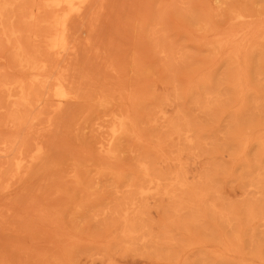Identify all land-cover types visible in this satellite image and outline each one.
I'll return each instance as SVG.
<instances>
[{
  "label": "rangeland",
  "instance_id": "374dc122",
  "mask_svg": "<svg viewBox=\"0 0 264 264\" xmlns=\"http://www.w3.org/2000/svg\"><path fill=\"white\" fill-rule=\"evenodd\" d=\"M100 1H102V0H99V1L97 0V2L100 3V6H99L100 8L97 6L101 10L100 13H99V9L97 7L95 10H92L95 8V5H98V3L96 1L95 2L97 4L94 3L95 4L94 7L92 6L93 8L92 9L90 8V10L93 12L94 11L95 12L98 11V12L92 14L93 12L90 13V11L87 10V12H88L87 17L90 16V15H88L89 13L94 15V16H97L98 25H97V22H95L96 25L94 24V28H96V31H94V33L97 32L96 39H95L96 34L94 35V33H92L90 31L92 29L91 26L93 27V25H91V22H90V28L91 29L90 28H89L90 30L88 29V32L92 33L90 35V39H86V38L81 39V36H83L85 34V32H83L84 29L89 27V26L85 27L86 22L84 23V20H85L86 15L84 17V20H82L83 23L81 22L83 25L80 24L81 25L80 27L84 28V29L78 28L79 27L78 26L77 27L78 30H76V34H77L76 37L78 36L77 38H79V36L83 32V34L80 36L81 41H79V44H80V42L83 43L84 39L87 40V42H88L92 38V41H91L92 43L91 42L87 43L85 41L88 45L90 43L91 48H92V45L94 46L91 49L87 44H85V46L87 45L85 47V50H87L89 53L87 55H89V57L91 56V58L89 59V62H88V56L84 57L85 53H82L81 52L82 50L79 51V49H84V44H83V47H80L82 44L81 45L77 44L79 39L77 40L75 38L76 42H75V46H74V50H73V52L75 51V54L74 53L73 54H74V56H76V59H75L76 61L74 59H72V64L76 62L79 67L81 66L79 69V72L81 71L80 74H82V73L84 74L85 72L88 73L89 70L91 71L90 72L91 74L85 73V77L88 75L87 77L89 78V83H90L89 85L91 86L90 90L92 89V91H94V93H93L94 97L96 94V97L99 96L100 98H103V97H105L107 99L110 98V101L108 103H106V102L103 103L104 106L99 105V104H95V106L97 105L96 111H94V113L92 112L90 114L85 109L88 106L87 104H90L91 102L88 101L89 102L88 103L87 101L85 102V100L81 101L80 103L85 102L87 106L84 105L83 106L84 108H82L80 106V104L79 105L76 104V107L79 106V109H78V108H75L73 105L74 110L72 108H70V110L67 112L68 115H70V117L66 116L65 118H62V121L60 120L61 118L57 119V121L59 120L58 122L60 123L59 126H58L59 123L56 121V118H54V120L52 119V121H54V122L56 121L58 123L57 124L58 127H56L55 125L52 127H47L44 124H42L41 126L42 127L45 126V128H44L45 130H42L43 131L42 134L39 135V137H37V138L35 137V134H33L34 139L28 138V139H30V140H28L29 144L33 143V145H34V144H37V142L39 141L38 143L42 147L43 142L46 141L45 143H47L51 140L50 144H53L52 145L53 147L51 146L52 148H50V150H48L49 153L52 154L51 156H49L51 160L48 157V159L50 161L49 163L46 162V160H45L44 162H46L47 164L44 163V165H43V163H41V166H40L41 168L39 169L40 162H42V161L39 162V160L41 158H38L34 161V163H33L35 166L34 172L36 171V173H34L32 170H30L31 167L33 166V164H32V166H29L27 168V170H30L31 173H30V171H25L21 174L23 177L21 175H20V177L16 176V174L12 175L10 173L11 170L4 167V166H6L7 163L6 164L2 163V161L6 162V160L9 161L11 164L13 163V159H11V158H12V154L14 152L12 153V150H11V154L8 156V154L10 153V152H8V150L12 149L13 145H14V147L17 146V144H18V146L21 144L20 148H18L19 150L21 148H23V142L18 143L17 141L20 139V137H21L20 140L22 141L23 137H25L24 135H26L27 133L29 134V131L32 129V127L28 126V125L26 126V124L25 125L23 124V126H26V127L20 128L22 130H18L19 126L16 125V123L9 118L13 104L10 103L8 105V102H5V101H4V103H5L4 104L2 102L3 100H0V116L2 117V118L0 117V125H2V123H3V125L0 126V134H2L0 136H2L3 138L5 137L6 140L8 141V142H5V138H4L3 139L4 143H1L2 137H0V141H1L0 147L3 146V148H4V149L1 148L3 150L0 149V155H3L2 156L3 158L0 157V160H1L0 161L1 162L0 167L3 169V170L0 169V172H1V170L3 171V173L1 172L0 176H3V178H2L3 180L5 179V176H4V174H6L5 172L6 171L8 172V170H10L8 172L9 174L7 173L9 176L6 175V177H10V178L6 179L7 182H6V180H4L5 182L3 180H2V182L0 181V264H210L211 262H213V264H230V263L238 264L239 260L240 261L242 260L241 261L242 264H245V263L246 264H264V257H262L264 254V245H263L264 244V216H263L264 214H259L258 212H255L257 215L255 216V218H254L255 220H254L253 218L250 219V217H248L249 215H247V212H246V209L251 207V205H253V207L255 208V205L259 204L260 200H258V199L261 196L260 187H263V184H264V182H263L264 181V170H263V168L260 169V168H257V166H256V164H258V163L261 164V166H264L263 155H262L261 160L259 162V155L257 152L260 148H259V145H258L257 140H256L257 134H258V136H262L263 132H264V130H263L264 128H262V127H264V124H263L264 122L263 123L261 122V121H264V120H262V119H264V102H263L264 101L263 100L264 99V68L262 66V63H264V60H263L264 59V55H263V53H264V48H263L264 47V44H263L264 43V38H263L264 32H262V31H264L263 30L264 29V19H263L264 15L261 12V10H262L264 13V10H263L264 9V0H249V2L247 0H245V2L247 1L249 4L251 3V5H247V3H244L243 2L244 0H240V1L236 0V2H235V0H106L107 2L105 1L106 3H104V4L102 3L104 0L102 2H100ZM225 1L226 2L228 1L227 3H229V4L225 3ZM238 1H239V3H238ZM18 2H19V0H11V2H10V0L9 1H7V0H1L0 1V6H1L0 9H1L2 13L4 14V15L2 14L3 17L0 18V30H1L0 31V51L2 50L1 48L6 46L7 49L5 52L9 53L7 56H9V58H10V59L6 58L7 53L2 51V54H1V52H0V54H1V56H0V72L2 73V71H3V73L0 74L1 75L0 76V91L4 88V86L2 85L3 82L18 80L21 78H23V79L26 78V74H24L21 71L22 69H21L20 61L17 58H15L14 48L12 47L13 42H11V40L7 39V35L10 34V28H11V30H12V28L20 29L19 33L23 37L22 39H24L23 42H25V44L27 43L26 45L28 48H30L31 46L28 44L26 37H28V39H29L28 41H30V39L37 40L36 34H38V33L49 34L50 33V32H47L46 28H42V26H40V28H41V30H40V28L37 29L34 26L29 27V26H27L28 23L26 21L20 20L19 19L20 15L19 16L16 15L17 11L14 10V8H15V6H17ZM236 3H237V5H235V7L238 8V4H239L240 9L238 8L239 9L238 10V9L234 8V10H233L234 14H233V17H231L232 20H229V16L227 17L228 19H226L225 18L226 15H224V14H226V12H224V11H226L227 7H229L230 4L234 5ZM24 4H26L25 1H24ZM242 6H246L247 8H249V6L250 7L252 6L251 7L252 13L253 12L260 13L261 19L259 18V20L257 22L255 21V19H254L255 16L253 17V15H259L258 13L257 14L251 13L252 16L248 17V14L251 12L250 8H249V10H247L246 7L243 8ZM102 7H104V8H102ZM8 9H9V11H7ZM230 9H233V8H230ZM241 9H242L243 13L244 12L247 13V17H245L246 14L243 15V14H241L242 12H239ZM258 10H260V11H258ZM201 11H203V12H201ZM204 11L205 12L208 11L209 16L211 15L212 12H214L210 16L212 19H210V17H209V19L213 21V22L210 21V24H212V23L213 24L212 25L209 24V28H210V26H213V25L218 26V29L214 27L213 29L211 28V31L207 27L209 29L207 31L210 33V34H208V32L206 31L208 34L207 36L202 34V33H205V31H204L205 29L202 30V28L204 27L202 24L208 25V23H209L208 18L206 19V20H208V23H207V21H206V23L204 21L205 15L207 17V14ZM65 12H66L65 9H60L58 11V13H60L61 15L65 14ZM98 13L101 15L100 16L101 18L98 17L99 16ZM197 14L199 16L201 14V18L203 17L204 19L202 18V20H198ZM219 14L221 16H218ZM91 16L89 18L90 20H92ZM186 17L188 20H186ZM9 18H10V20H9ZM98 18H99V20H98ZM213 18H216L217 20L213 19ZM223 18L226 22H223L224 21ZM14 19L16 20V22ZM101 19L105 20V22ZM252 19L254 20L255 23H253V24L250 23L251 24L250 25L249 21H251ZM238 20H246L248 22V24H244L243 26H239V24L237 23ZM3 21H4V23H3ZM11 21H13V22H11ZM94 21H96V20H94ZM198 21H200L199 24L202 25L201 28L196 27L197 25H199ZM17 22H18V24H17ZM102 22H104V23H102ZM222 22L224 23V26L223 25L220 26L221 24H223ZM12 23H14V24H12ZM84 24H85V26H84ZM231 24H232V28H231ZM13 25H14V27H13ZM200 25H199V27H200ZM207 25H205V26H207ZM4 26H6V27H4ZM100 28L102 30L104 28V30L101 31L102 34L100 32V30H101ZM195 28H197V29H195ZM30 29H31V31H30ZM44 29L46 30L45 32H44ZM80 29L82 30L81 33H80ZM198 29H200L201 31ZM258 29H260V30H258ZM196 30L199 32H197ZM212 30H214L215 32L217 30H219L217 32H221V34L217 33L215 35L213 33L214 31L212 32ZM220 30H223L225 32L220 31ZM98 31L100 32V34ZM237 31H239V32L236 35ZM103 32L105 33V35ZM200 32H202V33H200ZM259 32H261L260 33L261 36L257 35ZM158 33L163 35V38H162L163 43L167 44V45H165L166 49L167 48L171 49L168 52L172 51L171 54H172L173 58H172L171 64L173 63V66L172 65L170 66V64H169L170 63L169 62L170 56H169L168 52L159 51L158 49L153 48L154 47L153 46L154 45V42H153L154 38L153 37H155ZM227 33L231 37L227 36ZM255 33H257V34H255ZM24 34H26V37ZM98 34L102 35L103 37L102 36L99 37ZM106 34H107V36H106ZM88 35H89V33H88ZM256 35L258 38H255V40H254V38H252V37H254V36L256 37ZM105 36H106V39H105ZM259 36H260V38H259ZM97 37H98V39H97ZM107 37H108V39L110 38L111 41H112V39H114L113 40L114 43H112L113 41L111 42L110 40H108ZM227 37H229V38L225 41V45H224L225 47L223 45H222V48L218 47V46L215 47L216 45H214V44H215L217 39L223 38V40H224ZM11 38H12V35H11ZM204 38L206 39V41L207 40L210 41L211 39H213L214 41H212V40L211 41L214 43L211 42L212 44H210V42L208 41L209 44H206L205 43L206 41L204 40ZM207 38H210V39H207ZM238 38H240V39H238ZM250 38L252 39V41ZM241 39H243V40H241ZM246 39L250 40V41H247ZM102 40L103 41L105 40L104 42H106V40H108L110 43H106V45L107 44H110V45H107V46L105 44L103 45ZM234 40H236V41H234ZM98 41H101L100 42L101 44L100 43H98V44H100V46L103 47L100 50H99V48H101V47H99V45L97 44ZM260 41L262 42V44ZM93 42L94 43L96 42L95 45L97 44V46H95ZM227 42H229L228 45L231 44L229 46V48L226 47ZM250 42L251 43L253 42V44H251ZM232 44H233V46H232ZM242 44L244 47L243 51H241V48H240ZM245 44H247V46L249 45L248 48H250V49H248V50L249 51L251 50L252 54H250V52L246 49ZM9 45H10V48H9ZM254 45H256V47ZM36 47L37 46L34 45L33 49ZM38 47H40V46L38 45ZM211 47H212V49H211ZM213 47H215V48H213ZM75 48H78V52L76 51L77 49H75ZM109 48H112V51L110 50L111 55H109V57H108V54H107L106 57H108L107 59L110 58V63H108L106 61L107 59H105V62H103V60L105 58V54L108 52ZM174 48H175V50H174ZM96 49H98L99 51L98 50L96 51ZM210 49L212 51L214 50L213 52H218V53H216V54L214 53L215 55L211 54L213 52ZM219 49H220V51H218ZM233 49L235 51L234 54H232ZM244 49H246V51ZM3 50H4V48H3ZM93 50H94V52H93ZM104 50L107 52L104 53L103 52ZM135 50L137 52H135ZM153 50H155V51H153ZM254 50H256V51H254ZM80 52H81V54L77 55ZM83 52H85V51L83 50ZM98 52H102V54L99 53V55H97L98 58L96 59V53L98 54ZM240 52H241V54H239ZM242 52L243 53L246 52V53L243 54ZM261 52H263V53H261ZM3 53H5V54H3ZM92 53H93V55H91ZM256 53H259V54H256ZM73 54L71 55L72 57H74ZM223 54H225V56ZM242 54H243V56H242ZM246 54L250 55L251 57H249L247 55L249 57L248 58L246 56ZM94 55H95V58H94ZM211 55H212V57H211ZM71 56H70V58H72ZM78 56H79L80 60L77 62ZM99 56L100 57L102 56V58H101L102 62L99 61L100 60ZM110 56L115 57V62L111 61L112 58ZM222 56L225 60L226 59L227 60L225 61L223 59V62H222V60H220L222 58ZM227 57H230V59ZM93 58L97 60L96 61L97 63L100 62L99 63L100 67H98V68L95 67L97 65H95L96 62L93 63L94 62ZM119 58H120V60H119ZM161 58H162V60H161ZM213 58H214V60H213ZM245 58L248 59L247 60L248 62H250L253 58L252 61H254V62H250L253 66L250 63L248 65V62H246ZM83 59L87 61V63L85 61H83L87 65L85 67L86 69L82 68V67H84L85 64L84 63L82 64V62H80ZM228 59L230 61L232 60V62H230ZM7 60H8V62H7ZM118 60H119V62H118ZM211 60H213V61H211ZM258 60L261 61V64ZM91 61H92V63H91ZM129 61H130V63H129ZM227 61L230 63H228ZM10 62L11 63L13 62L14 64L10 65L11 64ZM111 62H113V63H111ZM257 62L259 64H257ZM77 64L76 65L73 64L72 66H76L75 69L78 71ZM231 64H233L234 66ZM14 65H15V68H13ZM88 65L92 66L93 69L90 68ZM207 65H210V68H208L209 66H207ZM9 66H11L12 68ZM127 66L128 67L131 66V67L127 69ZM161 66H164L163 67L164 69H162ZM167 66H168V68H166ZM196 66L198 69H196V68L194 69V67H196ZM122 67L125 68L124 69L125 71L123 70ZM138 67L140 68V70ZM205 67H207V70L202 69ZM211 67H212V69H214V68L217 69V71L214 69V72H213ZM228 67H229V69H231L230 74H229L230 70L227 69ZM244 67L245 68L247 67V68L244 69ZM170 68H171V70H170ZM173 68H174V70H173ZM191 68H192V70H191ZM235 68L237 69V71L235 70ZM248 68L252 70V71L250 70V72H252L253 75L247 74V73H250ZM87 69H88V72H87ZM199 69H200V71H199ZM210 69H211V73L209 72ZM16 70H19V71H16ZM92 70L94 72H96L95 70H97L96 74H94V72ZM121 70H122L123 74L119 73V72H121ZM136 70H139L138 73L139 72L140 73L139 74L136 73ZM165 70L168 72V75L166 74L167 72L165 73ZM202 70H205V71L203 72ZM196 71H198L199 73H201V71H202V73L204 75H206L205 73L209 72V74L207 73L208 76L210 74H212L213 76L211 75V77H205L203 75L210 82H208V84H206V85L205 84L200 85L198 82H193V80H195L196 77L199 78L202 76V73L199 74L198 72L196 73ZM98 72L102 76H100V74ZM124 72L126 75L124 74ZM21 73H23V74H21ZM231 73H232V75H231ZM233 73H234V75L236 73L235 77H234ZM131 74H132V76H131ZM137 74L139 75L138 77H136ZM8 75H11V77ZM23 75H24V77H23ZM93 75L94 76L98 75L100 77V79L94 80ZM115 75H116V77H115ZM117 75H118V77H117ZM230 75L233 77H230ZM245 75H247V76L249 75V77L254 82L251 79H250V81L249 80L247 81L248 77L247 76L245 77ZM27 76H28V74H27ZM92 76H93V79H92ZM129 76H131V77H129ZM203 76H202V78H204ZM240 76L242 77V79ZM252 76H253V78H252ZM121 77L123 78L124 83L126 81L125 84L124 83L122 84V80H121L122 78ZM226 77L230 78V79H227ZM117 78L118 79L120 78L119 80H121V81L119 82V80ZM188 78L189 79L193 78V79L188 82V80H189ZM236 79H238V80L236 81ZM243 80L245 82L242 85ZM169 81H172V84ZM224 81L226 82L225 84H227V81H229L232 87L230 85H228L229 83L227 84L228 86L224 85V83H223ZM233 81H234V84L237 83V85H234ZM114 82H115V84H114ZM131 82H133V83H131ZM162 82H165V83H162ZM190 82L193 83L192 86L187 84ZM250 82H252L253 84ZM93 83H95V85H98L97 91L95 90L97 86L92 85ZM104 83H105V87H103ZM9 85L10 84H7L6 86H9ZM166 85H168V86H166ZM177 85L179 87H180V85L183 86L184 90H186L185 89L186 86L189 85L188 90L186 91V94H183L184 92H183L182 87L180 88V92L182 93L181 94L179 92V88ZM246 85L247 86L251 85V86H249L250 88L252 87V85H254V86L252 89H250ZM92 86H93V88H92ZM99 86H102V87H99ZM122 86L125 87V89ZM198 86L200 89L198 88ZM221 86H222V89L220 88ZM233 86H235L234 89L236 88L237 90H235V91L232 90ZM243 86H244V89H243ZM107 87H109V88H107ZM105 88H106V90H103ZM115 88L116 89L118 88V89L116 90ZM245 88H246V90H248L247 92H246ZM138 90H139L140 94L137 93ZM190 90H192V91H190ZM229 90H232V91H229ZM92 91H90V93ZM117 91H118V93H117ZM242 91L244 93H242ZM120 92L122 93V95ZM230 92H234V94H230ZM98 94H100V95H98ZM105 94H106V96H105ZM117 94L119 97L118 96L115 97V95H117ZM229 94L233 95L232 97H234V98L228 97ZM241 94L242 95L244 94L246 96L243 95V98H241L242 97ZM107 95H108V97H107ZM184 95H187V96H184ZM122 96L124 97L125 101L123 100ZM138 97L140 98V100L138 99ZM184 97H185V99H184ZM230 98H232L231 101L236 98L237 102L236 101L235 102L238 104L235 105L234 101H232L234 103H231L229 100ZM239 98H240V100H239ZM119 99H121L122 103H120ZM131 99H133V100H131ZM176 100L178 102L180 101L179 103L181 105H179V104L177 105L176 103H178V102H176ZM219 100H221V101H219ZM244 100H245V103H243ZM130 101H131V103H130ZM117 102H118V105H115V103L117 104ZM135 102H137V103H135ZM239 102H241L240 105H239ZM133 103H134V105H133ZM182 103H183V105H182ZM218 103H220V104H218ZM226 103L227 104L229 103L231 105V108H229L230 105H228V107H227V105L224 106V104H226ZM137 104H139L140 106ZM174 104H175V107H174ZM232 104L235 106L233 107ZM130 105L131 106L133 105L132 109L134 111L137 109L138 112L136 113L137 110L135 112L131 111L132 109H131ZM217 105L223 106L224 111H225V109L227 110V108H228L229 110H227V111H230L231 113H227V111H225L224 114H222L223 109H221V108H223V107H220V109H219L216 107ZM245 105H247V106H245ZM134 106L136 108H133ZM137 106H139L140 109H138ZM9 107H10V109H9ZM80 107H81V110H80ZM115 107H117V108H115ZM213 107L216 109H214ZM262 107H263V109H262ZM123 108H125L126 111H124ZM160 108H162L164 111L158 112V110ZM244 108H247V109H244ZM71 109H72V112L74 111V114L72 116H71V114H69ZM231 110H233L234 112L237 111L235 114L237 116L233 115L234 112ZM221 111H222V113H221ZM8 112H10V113H8ZM184 112H186V113H184ZM238 112H241V114ZM120 113H124V114L130 115L132 118H135L136 119L135 124H138V125H136V127L138 128V126L140 125L138 128V130L140 132L135 127L134 130L136 132H131L132 129L130 128V131L127 134L122 135V137L120 138L121 139L120 142H121V146H122L121 147L122 152L119 153L120 156H118L117 160L111 159L108 161L109 163H104V165H106V166L108 165L107 168H105V169L100 168V167H98L99 161L97 159H100L103 156H100L101 154L99 156L97 155L98 153L96 151V148H98V146L100 145V143H99L100 138H98L97 135H99V137H101V139H104L103 136H106L107 131H109L114 126V122L111 120L112 117L114 116V114L119 115ZM134 113H136V114H134ZM219 113H220V115L221 114L222 115L220 116ZM4 114H5V117H4ZM132 114L135 117H133ZM144 114H146V116ZM161 114H163L165 118H160V119L157 118L156 119V117L158 115H161ZM187 114H189L190 116ZM260 114H261V117H260ZM67 117H68V119H67ZM161 117H162V115H161ZM234 117H236L235 120L233 119ZM255 117L259 118V120ZM100 118H101V120H100ZM63 119H67V120H63ZM213 119H215L216 121H214ZM44 121H46V118ZM166 121H167V125H166ZM195 122H196V127H195ZM256 122L261 123V126H262L261 129L262 130L257 129L259 126L256 128L254 127L253 123L256 124ZM43 123H45V122H43ZM213 123H215V124H213ZM209 124L211 127L206 126ZM211 124H213V125H211ZM247 124L249 127L246 126ZM170 125L176 126V129L179 130V133H173L171 130L172 127ZM237 125H240V126L244 125L243 127H241V129L243 128L242 131H245L247 128L249 129L250 127L252 130L247 129L246 131H249V133L244 132L245 135L242 133L239 134L241 129H240V126H237ZM147 126H148V128H147ZM199 126H200V128H199ZM201 126H203V129L201 128ZM20 127H21V125H20ZM27 127H29V128H27ZM38 127H40V126H38ZM53 127H56L55 130L57 132L56 131H54L55 133L50 132ZM208 127H210V128L208 129ZM236 127H238V129L240 131L238 130V132H237L235 130ZM245 127H247V128H245ZM24 128H26V130L28 129L29 131H27V132L25 131L26 133L25 132L23 133V130H25ZM47 128H48V130H47ZM6 129H9V130H6ZM141 129L144 132H147L150 130L151 133L147 132L144 134L143 131H141ZM213 129L215 132L213 131ZM17 130L19 131V133ZM210 130H212L213 135L210 132ZM7 131L12 132V134L8 133V134H11V135H8L7 133H4ZM16 131H17V133H16ZM233 131L235 132V133H232L234 136L232 134H230V136H226V135H229V133L233 132ZM258 131H261V133ZM141 132H142L143 136H142V134L140 135ZM49 133H51V135ZM251 133H252L253 138L251 137ZM18 134H20V137L17 136ZM21 134L23 135V137ZM28 134H27V137H28ZM48 134L50 136L47 137L49 139L47 141L46 136H48ZM146 134H148L149 137L151 136V139L153 140L152 143L158 144L159 140L160 141L164 140L163 141L164 145H166L165 149L167 152L169 151L168 155L167 154L166 155L171 158V160H168V161H172L175 159L177 162L187 164L188 167L193 166V165L197 167V169L195 171L193 169L191 171V169H188V168H186L185 165L181 164L184 166V167H182L181 171H186V174L189 177L192 174V172H196V174L200 175V176L202 175L201 177L203 178V180L206 179L203 183L204 185L201 184V185H203V187L205 186L204 188L206 189V195H196V196L195 195H181V192L179 189L181 186L179 184L175 183V181L168 178L169 176H172V175H174V173H176V171L179 168V165L178 166L176 165L177 169L174 170V168H173L171 170V168L169 166H166L167 164H165V166H162V167H159L161 165L157 164L158 169L161 170V171H159L156 169V173L158 175L157 181H158V183H160V187L158 185V191H159V193H161L164 191L166 192L168 190V191L174 193L175 195H160V194H156V195H135V193H134L135 189H137L140 185L145 188L146 185L142 180L132 178L133 176L131 175L132 168L130 169V167H131L130 165H132V167L134 166L135 169L138 166H140V163L138 162V159H140L138 151L141 149H138L133 144L138 143L139 141L145 143L144 142L145 137H148V135L145 136ZM214 134H215V136H214ZM237 134H239V135H237ZM249 134H250V136H249ZM6 135H8L9 137H7ZM15 136L18 138H16ZM128 136H130V137H128ZM185 136H188V139H185ZM211 136H212V138H211ZM174 137H176V138H174ZM226 137L228 140L226 139ZM228 137L229 138L231 137L230 140ZM250 137H251V140H250ZM15 138L18 140L17 141L14 140ZM96 138H98V139H96ZM202 138H203V140H202ZM213 138L215 139V142H214ZM242 138H243V142H242ZM248 138H249V140H248ZM231 139H233V140H231ZM11 140L12 141L14 140L13 142H15V143L12 142V144H13V145H11L12 147L9 148L8 150L7 149L5 150V148H6L5 145L11 144L10 143ZM97 140H98V142H97ZM132 141L133 142L135 141V142L133 143ZM168 141H170V142L168 143ZM232 141H234L235 143L237 142V145L234 142L232 143ZM246 141H249V143ZM250 141H251L252 145H251ZM92 143H94V144H92ZM213 143L215 144L214 146H213ZM231 143L233 145H231ZM240 143H241V146L239 145ZM26 144L29 145L28 143H26ZM31 144L29 145V147H33V145L31 146ZM199 144H200V146H199ZM245 144H246V147H245ZM247 144H249V145L247 146ZM87 145L89 147L91 146L90 149L87 148L88 150L86 149ZM9 146H7V147H9ZM45 146H46V144H45ZM47 146H49L48 143H47ZM95 146H97V147L95 148ZM134 146L136 148H133ZM172 146H174V147L172 148ZM237 146H238V148H236ZM249 146H250V148H248ZM27 147H26V149H27ZM46 147L44 148L45 151H46ZM92 148H95V151H96L95 156H97V158L92 157L91 155H93V154H91V155L89 154V152L91 150H93L91 153H94V149H92ZM246 148H247V150H246ZM15 149H16V147H15ZM31 149L33 150V148H31ZM208 149H211L212 153H214L215 149H218V152L216 150V153H214V154H218V155H216V157L214 156V154L210 155L211 154L209 152L210 150L208 151L209 153L205 152ZM4 150L6 152H8V154L6 153L4 155V153H5ZM19 150H18V152H19ZM239 150H240V152H239ZM255 150H256V152H255ZM27 151L28 150H26V154H30V155H32V153L34 152V151L31 152V150L29 152H27ZM45 151L43 150V147H42V154H45L44 153ZM166 151H164V152H166ZM16 152H17V150H16ZM199 152H200V154H199ZM221 153H222V155H221ZM234 153H236V154L234 155ZM242 153L246 156L248 155L247 157L245 156V158H247L248 160H246L244 157L241 156ZM46 154H47V151H46ZM46 154H45V156H46ZM229 154H230V157L233 158V160L235 159L236 162L231 161L232 159H230ZM200 155L202 156V158ZM207 155H209V156H207ZM219 155L221 157H219ZM231 155H233V156H231ZM4 156H6L7 158ZM13 156H14V154H13ZM236 156H240V157H238L236 159ZM177 158H180V160L178 161ZM239 158H243V159L241 160ZM134 159H136V160L134 161ZM206 159H207V161H206ZM238 159H239V161H238ZM37 160H38V162H37ZM237 161L241 162L242 164L241 163L238 164ZM134 162H135V164H133ZM198 162H199V166L197 164ZM102 163H103V161H102ZM243 163H245V164H243ZM36 164L38 166H36ZM42 165L44 167H42ZM154 166H155V164H154ZM252 166H254V167H252ZM36 168H37V170H36ZM134 168H133V170H134ZM211 168L215 169V171L213 172V169H211ZM187 169H188V171H187ZM210 169H211V172H209ZM241 169H243V170L245 169V170L243 171ZM84 171H86V174L84 173ZM120 171H121V175H120L121 177H119V179H118L117 175H118V172H120ZM125 171H126V174H125ZM172 171L174 172L173 174H172ZM200 171L202 172V174ZM242 171H243V173H242ZM129 172H130V174H129ZM168 172H170V174H166ZM216 172H217L218 176H216ZM127 173H128V175H127ZM213 173L215 174V176ZM240 173H241V175H240ZM26 174L29 175V177L31 175V178H29ZM162 174H166V175H162ZM208 174L210 175V177H208ZM77 175H79L80 177H77ZM15 176L17 178L18 177L19 178L17 179ZM25 176H27L28 178L23 179L25 181H21V179L24 178ZM124 176H125V178L123 179ZM210 178H211V180H210ZM213 178H215L214 181H212ZM256 178L263 180L262 181L263 184L260 185L259 183H257ZM0 179H1V177H0ZM13 179H16V182H15V180L13 181V182H15V184L11 181ZM119 180H121L124 184L121 183V181H119ZM124 180H126L127 182ZM192 180H194V179L188 178L186 181H188L187 183H190V182H193ZM243 180H244V182H243ZM125 182H126V184H125ZM141 182H143L144 185L141 184ZM218 182H219V184H218ZM6 183H7V185L5 186ZM181 183H182V181H181ZM120 184H122V185H120ZM146 184H148V186H150L149 183L146 182ZM213 185H214V187H212ZM123 186L125 188H123ZM209 186H211V188ZM220 186H221V189H219ZM241 186H243V187L240 188ZM244 186L247 188H244ZM256 186H258V188ZM208 189L210 190V193H208L209 192ZM124 190H126V191H124ZM150 190L152 192L156 191L155 189H150ZM213 192H214V194H213ZM208 195H209V198H208ZM184 196H186L185 198L187 200L189 198H190V200L187 202L186 199H184ZM187 196H188V198H187ZM163 197H165V198H163ZM167 197H169V198L167 199ZM166 199H167V203L165 202ZM199 199H200V201H199ZM201 199H202V201H201ZM160 200L164 201V203H162V205L163 206L167 205V209L165 208V206L164 207L161 206L162 201L159 202ZM182 200H184V203L186 201L188 204L185 203V205H184ZM177 201H178V203H177ZM224 202H226V203H224ZM263 202L264 201L260 202V204H262ZM115 203H116V205L114 207L113 205ZM155 203H157V204L154 205V208H152L153 204H155ZM215 203H216V206L213 205ZM217 203H218V205H217ZM234 203L236 204V206L239 204L238 207H241V209L236 208V206H233ZM168 204H169V206H168ZM174 204H175V206L177 205L176 207H178V209H176V210L179 214H177L176 211H173ZM231 204H232V206H231ZM119 205H121V206L119 207ZM159 205H160V207H163L164 209L161 208V210L159 211L160 207L159 208L157 207ZM208 205H210V206H208ZM222 205H225V206H222ZM156 207H157V209H155ZM194 209H195V211H192ZM226 209H228V210H226ZM236 209H239V210H236ZM162 210H164L165 212L163 211L164 213H161ZM167 210H169V212ZM166 211L168 213H170L172 211L173 212L170 213L169 214L170 216H169V215H167L168 213ZM196 211L197 212L200 211V213H196ZM207 212H209V213H207ZM235 212H236V214H235ZM149 213H150V215H149ZM157 213H158V215H157ZM146 214H148L149 216ZM154 214L156 215V217ZM162 214H166L168 217H171L172 219L170 218L168 220L167 216L166 215L164 216ZM172 214H173V217L174 216H177L178 218L182 217V216L183 217L181 219H179L181 221H179L177 219V217L176 218L174 217V221H173V217L171 216ZM180 214L182 216H180ZM188 214H190L192 216L189 217L190 215H188ZM204 214H205V218L203 216ZM194 215H195V217H197V219H193ZM196 215H198V216H196ZM159 216H161V217L164 216L165 219L168 220L166 222V220L164 218L163 219L161 218L162 221L165 220V222L164 221L160 222V223H162L161 224L162 226H159L160 224L158 223V221L161 220V219H159ZM206 217H208V218H206ZM184 218H186V219H184ZM199 218L201 219V222H200ZM210 218H211V220L212 219L213 220L211 221ZM176 219L178 221H175ZM216 219H217V222H216ZM170 220H172L173 222L170 223L169 222ZM182 220H184L185 222H183ZM186 220L189 221V222L187 221L188 225L189 226L192 225L193 229L191 228V226L188 228L187 225L185 226L186 229L183 227L184 223H186ZM193 221L196 223H194ZM203 221H205V222L207 221V223H204ZM255 221H256V224H254ZM174 222H175V224H174ZM179 222H181V223L183 222V224H181ZM215 222H216V224L217 223L218 224L216 225ZM219 222L222 223V224H220L222 226V228L224 226L223 230H226V232H227L226 234H227V236H229L230 240H231L230 236H232V235H228V233L231 230H232V233L236 232L238 234L240 233L239 235L242 234L243 237H241V238H240V236L236 235L237 237H239L238 239L236 236H234V234L232 236V237L236 238V241L237 240L239 241V239H240L241 243L245 242L247 244V245L245 244L246 246L243 244H240V245H243V247H245L243 249L241 246L242 251H243L242 253L240 252V250H238L240 252V255H239V253L236 254V251H234L236 249V246L233 243H231L235 246L234 247L235 249H234L233 246L230 245V241L229 240L227 241L225 239L226 235L223 236L225 234L224 233L225 231L223 232V230L220 229L221 226L219 225ZM155 223H157V224H155ZM166 223L167 224L170 223L168 226L172 225L170 227L172 228L174 233L170 232L171 230L168 231L170 227L169 228H168V226L164 227L166 225ZM176 223H179V224H176ZM197 223L199 225H197ZM117 225H119V226L117 227ZM173 225H175V226H173ZM196 225H197V227H196ZM157 226H159V228H158V229H160L159 231H161V227H163L162 236L163 235H165V236L162 237L160 235L161 232L159 233L157 231L158 230ZM181 226H182V228H181ZM198 227L201 230V235L200 234H199V236L197 235L198 233H200V231L196 230V229L195 230L197 231V233H195V234H196V236H198L200 238L202 236H204V239H202V238L197 239L196 236L195 237L193 236L194 237L193 238L190 235L191 234L190 233L191 231L189 232L190 228L194 231V228L199 229ZM215 227H216V230H215ZM225 227H226V229H225ZM251 227H252V229H251ZM164 228H167V231L170 234L172 233V235H167L169 233L163 234V233H165V230H166ZM179 228L182 230L183 229L188 230V232L190 234L186 233V231L183 230L182 231L183 235H182ZM245 228H247V229H245ZM146 229H149V230H147V232H146ZM210 229H211V232H210ZM212 229H213V231H212ZM234 229H235V231H234ZM152 230H153V233H155L159 237V239H166L165 237H167V236H170V238L172 237L171 240L168 239V241L170 243L169 244L170 246L168 245V247L170 249H173V252L170 249H167L168 248L167 244H166V243H168L167 240H166L167 242L164 240L163 241L159 240L162 243H160V242H158V243L161 244L163 246V248H162V246H159V244L157 243L158 240L155 239L156 240L155 241L153 239V236L155 238H156V236H155V234L152 233ZM202 230L205 232L204 235L202 234L203 233ZM196 231H194V232H196ZM214 231L216 234L217 233L218 234L216 235L214 233ZM177 232H178V234L175 235V233H177ZM208 232H210V233H208ZM148 233L151 234L150 235L151 239L149 238ZM213 233L215 234V239H214V235H212ZM222 233H224V234L222 235ZM207 234L210 235L211 237L213 236V239L209 238L210 236H208ZM116 235H117V240L113 239L114 237L116 238ZM133 235H134V237H133ZM118 236H119V238H118ZM124 236H125V238H123ZM147 236H148V238H147ZM181 236H184V237H181ZM188 236H190V237H188ZM217 236L219 239H217ZM158 237H157V239H158ZM175 237H176V239H175ZM186 237H188V238H186ZM191 237L193 238V241L194 240L198 241L197 243H200V242H202L201 240H203V242L200 243L202 245L196 244L195 241H194L195 242V244H194ZM122 238H123V240H121ZM182 238H184V239H182ZM189 238H191V239L189 240V242H187V243H189L188 244L189 249H187V246H185V244L187 245V243H185V242L188 241ZM226 238L228 239V237H226ZM243 238H244V242H242ZM125 239H127V240H125ZM172 239L175 241H173ZM177 239H179L180 242L182 243V246L184 245L186 248H184V249L181 248V243H179V242H178V246H177V243H176L178 241ZM222 239L224 240V242ZM115 240H116V243L114 242ZM182 240L183 241L186 240V241L182 242ZM206 240L209 241L210 243L208 244V242H206ZM212 240H214V241L216 240L215 242L220 240L221 242H223L222 246H221V243H220V246H221L220 247L218 242L215 243ZM117 241L120 242V246H119V243ZM238 241L236 243H238ZM148 242L151 244H149ZM213 242H214V244H213ZM255 242H256V244H255ZM183 243H185V244H183ZM192 243L194 245H192ZM224 243H227V245L229 243V246H231L233 249L231 247H228V246L223 247ZM239 243H240V241H239ZM135 244H137V245H135ZM171 245L174 246V248L173 247L171 248ZM238 247L240 248V246H238ZM226 248H228V250H230V251H226L227 250ZM254 249H255V251H254ZM168 251H170V254L172 253V258H171V255H169ZM176 251H178V252H176ZM173 253L174 254L176 253L175 255H177V253H179L180 256L177 255L179 257L177 259L178 261L175 260L177 258V257L175 258V255H174L175 259L173 258ZM209 253H211V254L213 253V254L210 256V255H208ZM221 253H223V254H221ZM257 253L260 256L255 257V255H258ZM164 254H166V255H164ZM207 255H208V257H207ZM217 255H219L220 257L227 256L228 257L227 259L225 257L224 258L226 260L231 259V261L228 260L230 262L226 263V261L223 258L220 259L219 257L218 258L220 260H218ZM212 256H214V258ZM257 258H259V259H257ZM102 260H104V261L102 262ZM172 260L173 261L175 260V262H173ZM259 260H260V262H259ZM220 261H221V263H220Z\"/></svg>",
  "mask_w": 264,
  "mask_h": 264
},
{
  "label": "bare ground",
  "instance_id": "6f19581e",
  "mask_svg": "<svg viewBox=\"0 0 264 264\" xmlns=\"http://www.w3.org/2000/svg\"><path fill=\"white\" fill-rule=\"evenodd\" d=\"M1 1V0H0ZM7 1H9V0H7ZM24 1H25V3L26 4H24ZM97 2V0H19V2H18V4H17V6H15V8H14V10H16L17 11V14L16 15H20V17H19V19L20 20H22V21H26L27 23H28V25L27 26H29V27H36L37 29L38 28H40V26H42V28H46L47 29V32H50L49 34H40V33H38V34H36V36H37V40H34V39H30V41H28L29 39H28V37H26V34H24L25 35V37L27 38V42H28V44L31 46L30 48H28L27 47V43L25 44V42H23V40L24 39H22L23 37L20 35V29H15V28H12V30H11V28H10V34L9 35H7V39L8 40H11V42H13V45H12V47L14 48V55H15V58H17L19 61H20V63H21V71L24 73V74H26V78L25 79H23V78H21V79H18V80H12V81H8V82H3V86H4V88L0 91V100H3L2 102L4 103V101L5 102H8V105L10 104V103H12L13 104V107H12V109H11V113L10 112H8V113H10V115H9V118L11 119V120H13L15 123H16V125H18L19 126V129L18 130H22V129H20V128H23V127H26L27 125L28 126H31L32 127V129L29 131L28 129L26 130V128H24L25 130H23V133L26 131H29V134H28V137H27V134L26 135H24L25 137H23V133L21 134L22 135V137H23V139H22V141L20 140L21 139V137H20V134H18L17 136H19L20 137V139L18 140V139H16V138H18V137H16L14 140H18L17 142L18 143H21V142H23V148H21L20 150L18 149V148H20V146H21V144L18 146V144H17V146H15L16 147V149H15V147H14V145L12 144V142L14 141H10V143L11 144H7V145H5V150L7 149H9V148H11L12 146L11 145H13V147H12V149H9L8 150V152H10L9 154H8V152H6L5 150V153H4V155L7 153L8 154V156L11 154V150H12V153L14 154V156H13V154H12V158L11 159H13V163L11 164L9 161H7L6 160V162H4V161H2V163H7L6 164V166H4V167H6L7 169H10L11 170V174L13 175H15L16 174V176H19L20 177V175L23 173V172H25V171H30V170H32L33 172H34V168H35V166H34V161L36 160V159H38V158H41L40 160H39V162L40 161H42V162H40V165H39V169L41 168L40 166H41V163H43V165H44V163L45 164H47L46 162H50L49 161V159H50V157L49 156H51L52 154H50L49 153V151L48 150H50V148H52L53 146V144H50L51 143V140L49 141V142H47L48 144H49V146H47V143H45V142H43L42 144V147H43V150L45 151V147H46V151H47V154H46V151L44 152L45 154H46V156H45V154H42V147L39 145V141L37 142V144H34L33 145V143L31 144V146L33 145V147H29V141L28 140H30V139H32L33 138V134H35V137L37 138V137H39V135H41L42 134V130H45L44 128H45V126H47V127H52V126H56V127H58L59 125H60V123L57 121V119H60L61 121H62V118H65L66 116H69L70 117V115H68V111L70 110V108H72L73 109V105H74V107L75 108H78L79 109V106L78 107H76V104H80V106L82 107V108H84L83 106L84 105H86V101L88 102V101H90L91 103L90 104H87L86 106H87V108L85 109L89 114L90 113H94V111H96V106H95V104H99V105H103V103H108L109 101H110V98H105V97H103V98H100L98 95H100V94H98L97 96L98 97H96V94H95V97H94V91H92V89L90 90V88H91V86L89 85L90 83H89V78L86 76L85 77V73L83 74H80V72H79V69H80V67L78 66V64L75 62V63H73V64H77V66H78V71L75 69V67L76 66H72L73 64H72V59H76V56H74V54H75V51L73 52V50H74V46H75V42H76V39L78 40V42H77V44H79V41H81V39L82 38H86V39H90V35L92 34V33H94V31H96V28H94V24L96 25V23L95 22H97V16H94V15H92V14H94V13H97V12H93V11H91L90 10V8L92 9L93 7H94V5L95 4H97L98 3V5H95V8L94 9H92V10H95L96 9V7L98 6H100V3L99 2ZM99 1V0H98ZM103 1V0H102ZM102 1H100V2H102ZM106 0H104L102 3L104 4V3H106L105 2ZM240 1V0H239ZM239 1H238V3H239ZM248 2H249V0H247ZM245 2V0L243 1L244 3H247V5H251V3L249 4L248 2ZM6 2V1H5ZM10 2H11V0H10ZM13 2V1H12ZM109 2V1H108ZM228 2V1H227ZM226 1H225V3H227ZM232 2V1H231ZM235 2H236V0H235ZM2 3V2H1ZM95 3V4H94ZM101 3V4H102ZM224 3V4H225ZM233 3V2H232ZM177 4V3H176ZM227 4H229V3H227ZM2 5V4H1ZM235 5H237V3L236 4H234V5H232V4H230V6L229 7H227V9H226V11H224V12H226V14H224V15H226L225 16V18L226 19H228L227 17L229 16V20H232L231 19V17H233V14H234V12H233V10H234V8L235 9H238L240 6H239V4H238V8L237 7H235ZM242 5V4H241ZM244 5V4H243ZM246 5V4H245ZM93 6V7H92ZM108 6V5H107ZM227 6V5H226ZM234 6V7H233ZM1 7V6H0ZM97 7V8H98ZM243 8H245L246 6H242ZM252 7V6H251ZM251 7L249 6V8H250V11H251ZM100 8V7H99ZM98 8V9H99ZM102 8H104V7H102ZM214 8V7H213ZM225 8V7H224ZM230 8H233V9H230ZM247 8V7H246ZM249 8H247V10H249ZM60 9H65L66 10V12H65V14H63V15H61L60 13H58V11L60 10ZM184 9V8H183ZM223 9V8H222ZM240 9V8H239ZM238 9V10H239ZM254 9V8H253ZM256 9V8H255ZM58 10V11H57ZM87 10L88 11H90V13H92V14H88V15H92L91 16V18H92V20H90L89 18H90V16L89 17H87ZM103 10V9H102ZM106 10V9H105ZM104 10V11H105ZM186 10V9H185ZM205 10V9H204ZM225 10V9H224ZM246 10V9H245ZM264 10V9H263ZM7 11H9V9L7 10ZM6 11V12H7ZM100 9H99V13H100ZM103 11V12H104ZM254 11V10H253ZM258 11H260V10H258ZM4 12V11H3ZM5 12V13H6ZM50 12V13H49ZM186 12V11H185ZM201 12H203V11H201ZM205 12V11H204ZM239 12H242V9L239 11ZM249 12V11H248ZM261 12H262V14L264 15V13H263V11L261 10ZM49 13V14H48ZM98 13V14H99ZM206 14H207V17H206V15H205V23H206V21H207V23H208V20H206L207 18L209 19V17L212 15V13H214V12H212L211 13V15L209 16V12L208 11H206L205 12ZM216 13V12H215ZM252 11L248 14V17H251L252 16V14L253 13H255V12H253L252 14ZM258 13V12H257ZM257 13H255V14H257ZM2 11H1V9H0V18H2L3 16H2ZM105 14V13H104ZM183 14V13H182ZM204 14V13H203ZM223 14V13H222ZM241 14H246L245 15V17H247V13H241ZM259 15H253V17L255 16V21L257 22L258 20H259V18L261 19V16H260V13H258ZM4 15V14H3ZM85 15H86V17H85ZM97 15V14H96ZM223 15V16H224ZM242 15V16H243ZM101 15L99 14V16L98 17H100ZM104 16V15H103ZM197 16H198V20H202V18H201V14H200V16L197 14ZM214 16V15H213ZM218 16H221L220 14L218 15ZM12 17V16H11ZM84 17H85V20H84ZM188 17V16H187ZM187 17H186V20H188L187 19ZM6 18V17H5ZM87 18V19H86ZM95 18V19H94ZM101 18V17H100ZM104 18V17H103ZM105 19V18H104ZM204 19V18H203ZM210 19H212L211 17H210ZM209 19V23H208V25L207 24H205V25H207V26H205L204 24H202L204 27L202 28V30H204L205 31V33H202V32H200V33H202V34H204V35H208V34H210L207 30H209L210 29V31H211V28L213 29L214 27L215 28H217L218 29V26H215V25H213V26H210V28H209V24H210V21L211 22H213L212 20H210ZM213 19H216V18H213ZM234 19V18H233ZM251 19V18H250ZM264 19V18H263ZM5 20V19H4ZM7 20V19H6ZM9 20H10V18H9ZM8 20V21H9ZM15 20V19H14ZM13 20V21H14ZM82 20H84V23L86 22V26H85V24H84V26L85 27H87V26H89L88 28H81L80 26L81 25H83L82 23ZM94 20H96V21H94ZM98 20H99V18H98ZM101 20H103V19H101ZM100 20V21H101ZM217 20V19H216ZM223 20H224V18H223ZM247 20V19H246ZM246 20H238L237 21V23L239 24V26H243L244 24H248V22L246 21ZM13 21H11V22H13ZM19 21V20H18ZM104 22H105V20H103ZM15 22H16V20H15ZM14 22V23H15ZM82 22V23H81ZM90 22H91V25H93V27L91 26V28H90ZM93 22V23H92ZM104 22H102V23H104ZM199 22L200 21H198V24H199ZM202 22V21H201ZM223 22H226L225 20L223 21ZM222 22V23H223ZM3 23H4V21H3ZM7 23V22H6ZM14 23H12V24H14ZM101 23V22H100ZM253 24V23H255L254 22V20L252 19L251 21H249V24ZM11 24V25H12ZM17 24H18V22H17ZM81 24V25H80ZM88 24V25H87ZM213 24V23H212ZM212 24H210V25H212ZM217 24V23H216ZM250 24V25H251ZM97 25H98V22H97ZM196 25V24H195ZM200 25V24H199ZM199 25H197L196 27L197 28H201V26L202 25H200V27H199ZM224 26V23L223 24H221L220 26ZM262 25V24H261ZM17 26V25H16ZM15 26V27H16ZM79 26V27H78ZM228 26V25H227ZM234 26V25H233ZM260 26V25H259ZM4 27H6V26H4ZM13 27H14V25H13ZM81 28V29H84V31L83 32H85V34L83 35V36H81L82 34H83V32H82V30L80 29V33L82 32V34L80 35L81 36V39H80V36H79V38H77L76 37V30H78V28ZM209 29H208V28ZM245 27V26H244ZM91 30H90V29ZM197 28H195V29H197ZM225 28V27H224ZM231 28H232V24H231ZM260 28V27H259ZM262 28V27H261ZM22 29V28H21ZM88 29L92 32H88ZM95 29V30H94ZM98 29V28H97ZM101 29V28H100ZM252 29V28H251ZM36 30V29H35ZM34 30V31H35ZM40 30H41V28H40ZM99 30V29H98ZM103 30H104V28H103ZM102 29L100 30V32L101 31H103ZM198 30H200V29H198ZM228 30V29H227ZM234 30V29H233ZM239 30V29H238ZM258 30H260V29H258ZM264 30V29H263ZM1 31V30H0ZM29 31V30H28ZM30 31H31V29H30ZM39 31V30H38ZM46 30L44 29V32H45ZM197 31V30H196ZM201 31V30H200ZM208 32V34H207V32ZM214 30H212V32H213ZM217 31H219V30H217ZM213 32L215 35L218 33V34H221V32ZM220 31H223V30H220ZM235 31V30H234ZM233 31V32H234ZM240 31V30H239ZM239 31H237V33H236V35L238 34V32ZM4 32V31H3ZM23 32V31H22ZM26 32V31H25ZM41 32V31H40ZM99 32V31H98ZM100 32H99V34H100ZM197 32H199V31H197ZM223 32H225V31H223ZM244 32V31H243ZM242 32V33H243ZM262 32H264V31H262ZM88 33H89V35H88ZM104 33V32H103ZM241 33V34H242ZM248 33V32H247ZM260 33L261 32H259L258 34L257 33H255V34H257V35H260ZM8 34V33H7ZM30 34V33H29ZM28 34V35H29ZM96 34V35H95ZM98 34V36L100 37V36H102V35H99ZM101 34H102V32H101ZM108 34V33H107ZM107 34H106V36H107ZM244 34V33H243ZM252 34V33H251ZM11 35H12V38H11ZM23 35V36H24ZM94 35H95V39H96V36H97V32L96 33H94ZM104 35H105V33H104ZM257 35H256V37L254 36V37H252V38H254V40H255V38H258L257 37ZM93 36V35H92ZM106 36H105V39H106ZM227 36H230L228 33H227ZM233 36V35H232ZM241 36V35H240ZM261 36V35H260ZM260 36H259V38H260ZM30 37V36H29ZM103 37V36H102ZM165 37V36H164ZM205 37V36H204ZM231 37V36H230ZM76 38V39H75ZM154 39H153V42H154V49L156 48V49H158L159 51H166V52H168L169 50H171V49H169V48H167L166 49V46L165 45H167L166 43H163V35L162 34H160V33H158L155 37H153ZM206 38V37H205ZM204 38V40L206 41V39ZM213 38V37H212ZM229 37H227V38H225L224 40H223V38L222 39H217L216 40V42H215V44L214 45H216L215 47H221L222 48V45L224 46L225 45V41L228 39ZM264 38V37H263ZM4 39V38H3ZM97 39H98V37H97ZM107 39H108V37H107ZM207 39H210V38H207ZM236 39V38H235ZM238 39H240V38H238ZM251 39V38H250ZM108 40H110L111 41V39L109 38ZM108 40H106V42H104L103 40V45L105 44L106 45V43H110ZM114 39H112V41H113ZM152 40V39H151ZM203 40V39H202ZM212 41H214L213 39H211ZM209 41V40H207L205 43L206 44H209L208 43V41L210 42V44H212V43H214V42H212V41ZM241 40H243V39H241ZM247 40V39H246ZM258 40V39H257ZM84 41V42H83ZM82 42L83 43H81L80 42V44L79 45H81L80 47H83V44H84V49H79V51H81L82 53H85V56L84 57H87L88 56V62H89V59L91 58V56L89 57V55H87V54H89L88 53V51L87 50H85V47L88 45L87 43L88 42H91L92 41V38H91V40H89L88 42H87V40H83ZM87 43H86V42ZM97 41V40H96ZM108 41V42H107ZM111 41V42H112ZM231 41V40H230ZM234 41H236V40H234ZM239 41V40H238ZM247 41H250V40H247ZM251 41H252V39H251ZM259 41V40H258ZM262 41V40H261ZM260 41V42H261ZM101 41H98L97 42V44L98 43H100ZM212 42V43H211ZM254 42V41H253ZM253 42L251 43V44H253ZM263 42V41H262ZM262 42H261V44H262ZM92 43V42H91ZM94 43V42H93ZM96 43V42H95ZM95 43H94V45H95ZM112 43H114V41L112 42ZM11 44V43H10ZM85 44H87L86 46H85ZM97 44L95 45V46H97ZM101 44V43H100ZM100 44H98L99 45V47H101V48H99V50L100 49H102L103 47L102 46H100ZM229 44V42H227V46L226 47H228L229 48V46L231 45H228ZM244 44V43H243ZM243 44L241 45V51H243ZM249 44V43H248ZM259 44V43H258ZM264 44V43H263ZM6 45V44H5ZM34 45L35 46H37L36 48H34L33 49V47H34ZM38 45L41 47H38ZM107 45H110V44H107ZM106 45V46H107ZM237 45V44H236ZM240 45V44H239ZM246 45V49L248 50V49H250V48H248L249 47V45L247 46V44H245ZM244 45V46H245ZM89 47H90V43H89V45H88ZM232 46H233V44H232ZM252 46V45H251ZM255 47H256V45H254ZM259 46V45H258ZM262 46V45H261ZM3 47V46H2ZM79 47V48H80ZM94 46L92 45V48H93ZM105 47V46H104ZM109 47V46H108ZM107 47V48H108ZM215 47H213V48H215ZM225 47V46H224ZM236 47V46H235ZM3 48H4V50H3ZM3 48H1L2 50L0 51L1 52V54H2V51L3 52H5L6 51V49H7V47L6 46H4ZM9 48H10V45H9ZM91 48V47H90ZM91 48V49H92ZM176 48V47H175ZM175 48H174V50H175ZM227 48V49H228ZM237 48V47H236ZM239 48V49H240ZM260 48V47H259ZM264 48V47H263ZM75 49H77L76 51L78 52V48H75ZM95 49V48H94ZM173 49V48H172ZM211 49H212V47H211ZM210 49V50H211ZM226 49V48H225ZM235 49V48H234ZM234 49H233V53L232 54H234ZM246 49H244L245 51H246ZM261 49V48H260ZM9 50V49H8ZM83 50L85 51V52H83ZM98 49H96V51H97ZM98 50V51H99ZM107 50V49H106ZM110 50L112 51V48H109V50H108V52L107 51H103L104 53L105 52H107L106 54H105V58H104V60H103V62H105V59H107L108 57H109V55H111V53H110ZM217 50V49H216ZM224 50V49H223ZM222 50V51H223ZM236 50V49H235ZM153 51H155V50H153ZM212 51V50H211ZM214 51V50H213ZM212 51V52H213ZM218 51H220V49L218 50ZM225 51V50H224ZM249 51V50H248ZM254 51H256V50H254ZM81 52L79 53V54H77V55H80L81 54ZM93 52H94V50H93ZM135 52H137L136 50H135ZM172 52V51H171ZM171 52H168L169 53V56H170V66L172 65L173 66V63L171 64V61H172V54H171ZM227 52V51H226ZM250 52V54H252V52H251V50L249 51ZM5 53H7V52H5ZM5 53H3V54H5ZM74 53V54H73ZM99 53H101L102 54V52H98V54L96 53V59L98 58V56L97 55H99ZM175 53V52H174ZM177 53V52H176ZM216 54V53H218V52H213V53H211V54ZM231 53V52H230ZM243 53V52H242ZM246 52H244L243 54H245ZM248 53V52H247ZM261 53H263V52H261ZM1 54H0V56H1ZM9 53H7L6 54V56L8 55ZM73 54V56L74 57H72L71 55ZM100 54V55H101ZM107 54H108V57H106L107 56ZM184 54V53H183ZM214 54V55H215ZM239 54H241V52L239 53ZM243 54H242V56H243ZM256 54H259V53H256ZM91 55H93V53L91 54ZM213 55V56H214ZM224 56H225V54H223ZM248 54H246V56H247ZM263 55H264V53H263ZM262 55V56H263ZM70 56L72 57V58H70ZM103 56V55H102ZM102 56L99 58L100 60L99 61H101L102 59ZM134 56V55H133ZM136 56V55H135ZM168 56V55H167ZM217 56V55H216ZM215 56V57H216ZM233 56V55H232ZM249 57H251L250 55H248ZM247 56V57H248ZM82 57V56H81ZM112 59H111V61H113V62H115V57H112V56H110ZM211 57H212V55H211ZM218 57V56H217ZM216 57V58H217ZM245 57V56H244ZM248 57V58H249ZM253 57V56H252ZM6 58H9V56H7ZM94 58H95V55H94ZM93 58V59H94ZM138 58V57H137ZM182 58V57H181ZM227 58H229L230 59V57H227ZM240 58V57H239ZM10 59V58H9ZM77 62L80 60V58H79V56L77 57ZM92 59V60H93ZM96 59H94L93 61V63H95L97 60ZM223 56H222V58L220 59V60H222V62H223ZM228 59V60H229ZM263 59V58H262ZM109 60V61H108ZM117 60V59H116ZM119 60H120V58H119ZM119 60H118V62H119ZM134 60V59H133ZM161 60H162V58H161ZM183 60V59H182ZM213 60H214V58H213ZM213 60H211V61H213ZM225 60V59H224ZM227 60V59H226ZM225 60V61H226ZM245 60H246V62H248L247 60L248 59H246L245 58ZM250 60V59H249ZM252 60H253V58H252ZM250 61V62H254V61ZM264 60V59H263ZM76 61V60H75ZM83 61H85L86 63H87V61L86 60H81L80 62H82V64L84 63ZM98 61V62H99ZM108 63H110V58L109 59H107L106 60ZM137 61V60H136ZM230 61V60H229ZM241 61V60H240ZM259 62H260V64H261V61L260 60H258ZM7 62H8V60H7ZM74 62V61H73ZM102 62V61H101ZM113 62H111V63H113ZM124 62V61H123ZM182 62V61H181ZM221 62V61H220ZM221 62V63H222ZM228 62V61H227ZM230 62H232V60L230 61ZM230 62H228V63H230ZM245 62V63H246ZM250 62H248V65H249V63ZM11 63V62H10ZM17 63V62H16ZM91 63H92V61H91ZM97 63V62H96ZM95 63V65H97V66H95V67H100L99 65V63H97L96 64ZM129 63H130V61H129ZM138 63V62H137ZM214 63V62H213ZM243 63V62H242ZM12 64H14L13 62L10 64V65H12ZM85 64V63H84ZM106 64V63H105ZM127 64V63H126ZM136 64V63H135ZM223 64V63H222ZM234 64V63H233ZM233 64H231V65H233ZM244 64V63H243ZM251 64V63H250ZM257 64H259L258 62H257ZM16 65V64H15ZM15 65L13 66V68H15ZM94 65V64H93ZM165 65V64H164ZM252 65V64H251ZM87 65L85 64L84 65V67H82V68H85ZM90 68H92V66H90V65H88ZM115 66V65H114ZM113 66V67H114ZM166 66V65H165ZM207 66H209L208 68H210V65H207ZM234 66V65H233ZM242 66V65H241ZM253 66V65H252ZM262 66H263V68H264V63H262ZM9 67H11V66H9ZM131 66H127V69L128 68H130ZM137 67V66H136ZM162 67V69H164L163 67L164 66H161ZM202 67V66H201ZM231 67V66H230ZM12 68V67H11ZM81 68V69H82ZM123 68V70L125 69L124 67H122ZM139 68V67H138ZM137 68V69H138ZM166 68H168V66L166 67ZM198 69L197 68V66L196 67H194V69ZM200 68V67H199ZM214 68V67H213ZM247 68V67H246ZM245 67H244V69H246ZM252 68V67H251ZM86 69V68H85ZM93 69V68H92ZM161 69V70H162ZM178 69V68H177ZM193 69V70H194ZM202 69H205V70H207V67H205V68H202ZM211 69H212V67H211ZM211 69H210V73H211ZM215 69V68H214ZM214 69H212L213 70V72H214ZM227 69H229V67L227 68ZM249 69V68H248ZM15 70V69H14ZM139 70H140V68H139ZM139 70H136V73H138V71ZM170 70H171V68H170ZM173 70H174V68H173ZM191 70H192V68H191ZM205 70H202L203 72L205 71ZM209 70V69H208ZM216 71H217V69H215ZM230 71H229V74H230V72H231V69H229ZM235 70L237 71V69L235 68ZM234 70V71H235ZM250 70L251 69H249V72H250ZM16 71H19V70H16ZM83 71V70H82ZM93 71V70H92ZM96 72H97V70H95ZM104 71V70H103ZM125 71V70H124ZM199 71H200V69H199ZM202 71H201V73H202ZM233 71V72H234ZM247 71V70H246ZM252 71V70H251ZM87 72H88V69H87ZM91 71L89 70V72L88 73H86V74H89ZM94 72V71H93ZM92 72V73H93ZM96 72H94V74H96ZM116 72V71H115ZM162 72V71H161ZM167 71L165 70V73H166ZM198 71H196V73H197ZM209 72H207L208 74H209ZM245 72V71H244ZM2 73H3V71H2ZM1 72H0V74H2ZM23 73H21V74H23ZM99 73V72H98ZM103 73V72H102ZM117 73V72H116ZM119 73H122V70H121V72H119ZM135 73V72H134ZM135 73V74H136ZM140 73V72H139ZM138 73V74H139ZM173 73V72H172ZM199 73V72H198ZM201 73H199V74H201ZM207 73H205L206 75H207ZM237 73V72H236ZM236 73H235V75H236ZM6 74V73H5ZM4 74V75H5ZM8 74V73H7ZM27 74H28V76H27ZM91 74V73H90ZM100 74V73H99ZM123 74V73H122ZM124 74H125V72H124ZM137 74V76L136 77H138L139 75ZM164 74V73H163ZM167 75H168V72L166 73ZM226 74V73H225ZM242 74V73H241ZM246 74V73H245ZM247 74H251V75H253V73L252 72H250V73H247ZM14 75V74H13ZM84 75V76H83ZM126 75V74H125ZM170 75V74H169ZM204 74L202 73V76H203ZM204 75L205 77H211V75L212 74H210L209 76L207 75ZM228 75V74H227ZM231 75H232V73H231ZM230 75V77H233V76H231ZM233 75H234V73H233ZM235 75H234V77H235ZM243 75V74H242ZM241 75V76H242ZM1 76V75H0ZM8 76H10L11 77V75H8ZM16 76V75H15ZM94 76V75H93ZM93 76H92V79H93ZM96 76V75H95ZM94 76V80H97V79H100V77L97 75L96 77ZM100 76H102L101 74H100ZM131 76H132V74H131ZM131 76H129V77H131ZM173 76V75H172ZM194 76V75H193ZM202 76L201 77H199V78H195V80H193V82H198L200 85H203V84H208V82H210V81H208L204 76V78H202ZM213 76V75H212ZM229 76V75H228ZM240 76V77H241ZM244 76V75H243ZM247 75H245V77H246ZM19 77V76H18ZM23 77H24V75H23ZM90 77V76H89ZM115 77H116V75H115ZM117 77H118V75H117ZM128 77V78H129ZM166 77V76H165ZM248 78H247V81L249 80L250 81V77H249V75L247 76ZM96 78V79H95ZM122 78V77H121ZM167 78V77H166ZM191 78V77H190ZM194 78V77H193ZM192 78V79H193ZM227 78V77H226ZM252 78H253V76H252ZM118 79V78H117ZM120 79V78H119ZM118 79V80H119ZM126 79V78H125ZM189 79V78H188ZM192 79H189L188 80V82L190 81V80H192ZM227 79H230V78H227ZM241 79H242V77H241ZM246 79V78H245ZM244 79V80H245ZM117 80V81H118ZM122 80V84L124 83V81H123V78L121 79ZM121 80H119V82L121 81ZM131 80V79H130ZM139 80V79H138ZM233 80V79H232ZM238 79H236V81H237ZM243 80V82H242V85H243V83L246 81H244ZM252 80V79H251ZM167 81V80H166ZM173 81V80H172ZM172 81H169L171 84H172ZM187 81V80H186ZM226 81V80H225ZM223 82L224 83V85H227L228 83V85H230L231 86V84H230V80L229 81H227V84H225L226 82ZM246 81V82H247ZM253 81V80H252ZM93 82V81H92ZM135 82V81H134ZM232 82V81H231ZM254 82V81H253ZM118 83V82H117ZM125 83H126V81H125ZM124 83V84H125ZM131 83H133V82H131ZM162 83H165V82H162ZM168 83V82H167ZM166 83V84H167ZM186 83V82H185ZM250 83H252V82H250ZM249 83V84H250ZM7 84H10L9 86H6ZM99 84V83H98ZM101 84V83H100ZM114 84H115V82H114ZM177 84V83H176ZM187 84H189L190 86H192L193 85V83L192 82H190V83H187ZM233 84H234V81H233ZM253 84V83H252ZM92 85H95V83H93ZM102 85V84H101ZM121 85V84H120ZM139 85V84H138ZM164 85V84H163ZM186 85V84H185ZM188 85V86H189ZM227 85V86H228ZM234 85H237V83L236 84H234ZM6 86V87H5ZM95 86H97L96 87V91H97V88H98V85H95ZM94 86V87H95ZM126 86V85H125ZM132 86V85H131ZM130 86V87H131ZM166 86H168V85H166ZM178 86V85H177ZM188 86H186V90H184V88H183V86H181L180 85V87L178 86V88H179V92H180V88L182 87V89H183V94H186V91L188 90ZM210 86V85H209ZM226 86V87H227ZM240 86V85H239ZM247 86V85H246ZM249 86H251V85H248L247 87H249ZM253 86L254 85H252V87L250 88V89H252L253 88ZM99 87H102V86H99ZM103 87H105V83H104V85H103ZM123 87V86H122ZM171 87V86H170ZM194 87V86H193ZM201 87V86H200ZM225 87V88H226ZM232 87V86H231ZM234 87L235 86H233V89L232 90H237L236 88L234 89ZM92 88H93V86H92ZM107 88H109V87H107ZM124 89H125V87H123ZM177 88V89H178ZM198 88H199V86H198ZM221 89H222V86L220 87ZM230 88V87H229ZM240 88V87H239ZM256 88V87H255ZM258 88V87H257ZM102 89V88H101ZM116 89V88H115ZM118 89V88H117ZM116 89V90H117ZM135 89V88H134ZM181 89V90H182ZM200 89V88H199ZM206 89V88H205ZM243 89H244V86H243ZM94 90V89H93ZM103 90H106V88L105 89H103ZM108 90V89H107ZM214 90V89H213ZM232 90H229V91H232ZM245 90H246V88H245ZM90 91H92L91 93H90ZM135 91V90H134ZM133 91V92H134ZM177 91V90H176ZM190 91H192V90H190ZM239 91V90H238ZM248 90H246V92H247ZM257 91V90H256ZM137 92V91H136ZM204 92V91H203ZM96 93V92H95ZM117 93H118V91H117ZM121 93V92H120ZM138 94H140L139 93V90H138V92H137ZM136 93V94H137ZM181 93V92H180ZM212 93V92H211ZM242 93H244L243 91H242ZM258 93V92H257ZM256 93V94H257ZM93 94V95H92ZM134 94V93H133ZM182 94V93H181ZM180 94V95H181ZM191 94V93H190ZM189 94V95H190ZM230 94H234V92H230ZM229 94V96L228 97H232L233 95H230ZM121 95H122V93H121ZM228 95V94H227ZM236 95V94H235ZM242 95V94H241ZM240 95V96H241ZM244 95V94H243ZM243 95H242V97L241 98H243ZM259 95V94H258ZM102 96V95H101ZM105 96H106V94H105ZM118 96V94L117 95H115V97H117ZM126 96V95H125ZM134 96V95H133ZM183 96V95H182ZM184 96H187V95H184ZM244 96H246V95H244ZM107 97H108V95H107ZM119 97V96H118ZM123 97V96H122ZM121 97V98H122ZM180 97V96H179ZM224 98V97H223ZM232 98H234V97H232ZM232 98H230L229 100H230V102L231 103H234L235 101L237 102V100H236V98L235 99H233L232 101H234V102H232L231 101V99ZM138 99L140 100V98L138 97ZM137 99V100H138ZM184 99H185V97H184ZM85 100V102H83V103H80L81 101H84ZM113 100V99H112ZM123 100H124V97H123ZM131 100H133V99H131ZM239 100H240V98H239ZM264 100V99H263ZM119 101H120V103H122V101H121V99H119ZM125 101V100H124ZM129 101V100H128ZM219 101H221V100H219ZM134 102V101H133ZM140 102V101H139ZM138 102V103H139ZM176 102H178L177 100H176ZM180 102V101H179ZM176 103L177 105L179 104V105H181L180 103ZM186 102V101H185ZM235 102V105L236 104H238V103H236ZM264 102V101H263ZM85 103V104H84ZM89 103V102H88ZM130 103H131V101H130ZM135 103H137V102H135ZM240 103L241 102H239V105H240ZM243 103H245V100H244V102ZM5 104V103H4ZM82 104V105H81ZM218 104H220V103H218ZM115 105H118V102H117V104L115 103ZM133 105H134V103H133ZM132 105V106H133ZM137 105H139V104H137ZM182 105H183V103H182ZM216 105V104H215ZM225 105H227V107H228V105H230L229 103L227 104H224V106ZM235 105H233L232 104V106L234 107ZM11 106V105H10ZM104 106V105H103ZM131 106V105H130ZM132 106H131V109H132ZM140 106V105H139ZM139 106H137L138 107V109H140V107ZM143 106V105H142ZM141 106V107H142ZM242 106V105H241ZM245 106H247V105H245ZM4 107V106H3ZM81 107H80V110H81ZM122 107V106H121ZM174 107H175V104H174ZM183 107V106H182ZM217 108H219L220 109V107H223V106H216ZM240 107V106H239ZM244 107V106H243ZM242 107V108H243ZM7 108V107H6ZM69 108V109H68ZM115 108H117V107H115ZM133 108H136L135 106L133 107ZM214 108V107H213ZM212 108V109H213ZM229 108H231V105H230V107ZM249 108V107H248ZM252 108V107H251ZM9 109H10V107H9ZM72 109H71V111L69 112V114H71V116L74 114V111L72 112ZM111 109V108H110ZM124 109V111H126L125 110V108H123ZM122 109V110H123ZM173 109V108H172ZM182 109V108H181ZM214 109H216V108H214ZM213 109V110H214ZM221 109H223V113H222V111H221V113L222 114H224V112L225 111H227V110H229L228 108H227V110L225 109V111H224V107L223 108H221ZM240 109V108H239ZM238 109V110H239ZM244 109H247V108H244ZM255 109V108H254ZM262 109H263V107H262ZM6 110V109H5ZM74 110V109H73ZM77 110V109H76ZM137 110V109H136ZM135 110V111H136ZM218 110V109H217ZM85 111V112H86ZM109 111V110H108ZM131 111H134L133 109L131 110ZM134 111V112H135ZM164 110L162 109V108H160L159 110H158V112H163ZM231 111H233V110H231ZM7 112V111H6ZM86 112V113H87ZM111 112V111H110ZM115 112V111H114ZM138 112V110L136 111V113ZM234 112V111H233ZM237 112V111H236ZM236 112H234V114L233 115H235L236 114ZM242 112V111H241ZM241 112H238V113H240L241 114ZM136 113H134V114H136ZM184 113H186V112H184ZM216 113V112H215ZM227 113H231L230 111H227ZM237 113V114H238ZM110 114V113H109ZM140 114V113H139ZM221 114V115H222ZM102 115V114H101ZM145 116H146V114H144ZM161 115H162V117H161ZM161 115H158L157 117H156V119L158 118V119H160V118H165L164 117V115L163 114H161ZM187 115H189V114H187ZM217 115V114H216ZM215 115V116H216ZM219 115H220V113H219ZM220 115V116H221ZM250 115V114H249ZM8 116V115H7ZM132 116H133V114H132ZM137 116V115H136ZM190 116V115H189ZM194 116V115H193ZM235 116H237V115H235ZM240 116V115H239ZM248 116V115H247ZM1 117V116H0ZM4 117H5V114H4ZM101 117V116H100ZM133 117H135V116H133ZM139 117V116H138ZM143 117V116H142ZM253 117V116H252ZM260 117H261V114H260ZM2 118V117H1ZM44 118V119H43ZM45 118H46V121H44L45 120ZM54 118H56V121L59 123H57L56 121L54 122V121H52V119L54 120ZM235 118L236 117H234L233 119L235 120ZM240 118V117H239ZM255 118H257V117H255ZM5 119V118H4ZM67 119H68V117H67ZM67 119H63V120H67ZM99 119V118H98ZM181 119V118H180ZM245 119V118H244ZM250 119V118H249ZM254 119V118H253ZM258 120H259V118H257ZM100 120H101V118H100ZM113 122H114V126L109 130V131H107V134H106V136H103L104 137V139H101V137H99V135H97V137L98 138H100L99 140V143H100V145L98 146V148H96L97 146H95V148H96V151H97V155L99 156L100 154V156H103L102 158H100V159H97L99 162H98V167H100V168H107V166L106 165H104V163H109L108 161L109 160H117V158H118V156H120L119 155V153L120 152H122L121 150H122V146H121V142H120V138L122 137V135H125V134H127L129 131H130V128L132 129V131L131 132H136L134 129H135V127H136V125H138V124H135V122H136V119L135 118H132L130 115H127V114H124V113H120L119 115H115L114 114V116L112 117V119H111ZM138 120V119H137ZM142 120V119H141ZM193 120V119H192ZM191 120V121H192ZM211 120V119H210ZM214 121H216L215 119H213ZM262 120H264V119H262ZM60 121V122H61ZM139 121V120H138ZM218 121V120H217ZM248 121V120H247ZM255 121V120H254ZM2 122V121H1ZM8 122V121H7ZM43 122H45V123H43ZM55 124H54V123ZM140 122V121H139ZM213 122V121H212ZM219 122V121H218ZM249 122V121H248ZM253 122V121H252ZM262 123L264 122V121H261ZM28 123V124H27ZM138 123V122H137ZM211 123V122H210ZM216 123V122H215ZM215 123H213V124H215ZM23 124L25 125L26 124V126H23ZM42 124H44L45 126L44 127H42L41 125ZM57 124H58V126H57ZM194 124V123H193ZM213 124H211V125H213ZM217 124V123H216ZM237 124V123H236ZM264 124V123H263ZM262 124V125H263ZM2 125H3V123H2ZM2 125H0V126H2ZM20 125H21V127H20ZM112 125V124H111ZM166 125H167V121H166ZM253 125H254V127L256 128V127H258L257 129H259V130H262L261 129V123L260 122H256V124H254L253 123ZM8 126V125H7ZM38 126H40V127H38ZM140 126V125H139ZM139 126H138V128H139ZM171 127H172V132L173 133H179V130H177L176 129V126H173V125H170ZM206 126H210V124L209 125H206ZM205 126V127H206ZM237 126H240V125H237ZM244 126V125H243ZM243 126H240V129H241V127H243ZM246 126H248V124L246 125ZM30 127V128H31ZM56 127H53L52 129H51V133H55L54 131H56L55 129H56ZM183 127V126H182ZM195 127H196V122H195ZM211 127V126H210ZM210 127H208V129L210 128ZM217 127V126H216ZM215 127V128H216ZM249 127V126H248ZM3 128V127H2ZM27 128H29V127H27ZM137 128V127H136ZM138 128H137V130H138ZM141 128V127H140ZM147 128H148V126H147ZM194 128V127H193ZM199 128H200V126H199ZM201 128L203 129V126H201ZM235 128V127H234ZM245 128H247V127H245ZM253 128V127H252ZM262 128H264V127H262ZM58 129V128H57ZM182 129V128H181ZM197 129V128H196ZM212 129V128H211ZM243 129V128H242ZM242 129H241V131H242ZM248 129V128H247ZM246 129V130H247ZM250 130H252L251 129V127L249 128ZM248 129V130H249ZM6 130H9V129H6ZM16 130V129H15ZM17 130V131H18ZM47 130H48V128H47ZM170 130V131H171ZM194 130V129H193ZM192 130V131H193ZM226 130V129H225ZM229 130V129H228ZM237 132H238V127H236V129H235ZM240 131L239 132V134L240 133H242V134H244L245 135V133H249V131ZM264 130V129H263ZM17 131H16V133H17ZM53 131V132H52ZM139 131V130H138ZM141 131H143L142 129H141ZM213 131H214V129H213ZM227 131V130H226ZM22 132V131H21ZM20 132V133H21ZM25 132V133H26ZM57 132V131H56ZM140 132V131H139ZM147 132H150V130L149 131H147ZM147 132H144L143 131V133L145 134V133H147ZM203 132V131H202ZM210 132L212 133V130H210ZM215 132V131H214ZM245 132V133H244ZM251 132V131H250ZM257 132V131H256ZM258 132H260L261 133V131H258ZM4 133H11L12 134V132H4ZM3 133V134H4ZM18 133H19V131H18ZM51 133H49L50 135H51ZM138 133V132H137ZM151 133V132H150ZM149 133V134H150ZM197 133V132H196ZM228 133V132H227ZM232 133H235L234 131L233 132H230L229 133V135H226V136H230V134H232ZM253 133V132H252ZM252 133H251V137L253 138V136H252ZM11 134H8V135H11ZM48 134V136H46V138L47 137H49L50 135ZM142 134V132L140 133V135ZM201 134V133H200ZM239 134H237V135H239ZM255 134V133H254ZM257 134V133H256ZM0 135H2V134H0ZM5 135V134H4ZM8 135H6L7 137H9ZM16 135V134H15ZM105 135V134H104ZM148 134H146L145 136H147ZM212 135H213V133H212ZM233 135V134H232ZM131 136V135H130ZM130 136H128V137H130ZM134 136V135H133ZM142 136H143V134H142ZM202 136V135H201ZM214 136H215V134H214ZM234 136V135H233ZM236 136V135H235ZM247 136V135H246ZM249 136H250V134H249ZM0 137H2V136H0ZM127 137V136H126ZM148 137H149V135H148ZM148 137H145V143H143V142H138V143H134L133 141V145H135L138 149H141V150H139L138 152H139V157H140V159H138V162L140 163V166H138L136 169L134 168V166L132 167V165H130L131 167H130V169L132 168V171H131V175L133 176L132 178H136V179H140V180H142L144 183H145V185H146V187L144 188L143 186H139L137 189H135L134 190V193H135V195H156V194H160V195H175L174 193H172V192H170V191H164V192H161V193H159V191H158V185H159V187H160V183H158V181H157V177H158V175H157V173H156V169L157 170H159V171H161L160 169H158V165L157 164H159V165H161V166H159V167H162V166H165V164H167L166 166H169L170 168H171V170L174 168V170L175 169H177L176 168V165L178 166L179 165V168H178V170L176 171V173H174L173 171H172V174L174 173V175H172V176H169L168 178H170L171 180H173V181H175V183H177V184H179L181 187L179 188L180 189V192H181V195H206V189L203 187V183H204V181L206 180H203V178L200 176V175H197L196 174V172H192V174L190 175V177L186 174V171H181L182 170V167H184L183 165H185L186 166V168H188V169H191V171H192V169L195 171L196 169H197V167L196 166H187V164H183V163H180V162H177L175 159L174 160H172V161H168V160H171V158L170 157H168L167 155H168V153H169V151L167 152L166 151V149H165V147H166V145H164V140H159L158 141V144H156V143H152L153 142V140L151 139V136L148 138ZM238 137V136H237ZM251 137H250V140H251ZM5 138V137H4ZM3 137L1 138V143H4V141H3V139H4ZM28 138H30V139H28ZM98 138H96V139H98ZM124 138V137H123ZM134 138V137H133ZM174 138H176V137H174ZM208 138V137H207ZM211 138H212V136H211ZM215 138V137H214ZM213 138V140H214V142H215V139ZM229 138V137H228ZM231 138V137H230ZM230 138H229V140H230ZM240 138V137H239ZM244 138V137H243ZM243 138H242V142H243ZM246 138V137H245ZM34 139V138H33ZM39 139V138H38ZM185 139H188V136H185ZM205 139V138H204ZM226 139H227V137H226ZM27 140V141H26ZM36 140V139H35ZM49 139L47 138V141H48ZM198 140V139H197ZM202 140H203V138H202ZM228 140V139H227ZM231 140H233V139H231ZM237 140V139H236ZM240 140V139H239ZM238 140V141H239ZM248 140H249V138H248ZM256 140H257V143H258V145H259V150H258V155H259V162H260V160H261V157H262V155H263V159H264V132H263V135L262 136H258V134H257V137H256ZM20 141V142H19ZM26 141V142H25ZM96 141V140H95ZM205 141V140H204ZM5 142H8L7 140H6V138H5ZM16 142V143H17ZM32 142V141H31ZM97 142H98V140H97ZM170 141H168V143H169ZM234 141H232V143H233ZM246 142H248L249 143V141H246ZM13 143H15V142H13ZM26 143H28L29 145H27ZM46 144V146H45V144ZM95 143V142H94ZM94 143H92V144H94ZM167 143V144H168ZM208 143V142H207ZM231 143V145H233ZM235 143V142H234ZM250 143H251V141H250ZM256 143V142H255ZM254 143V144H255ZM6 144V143H5ZM236 145H237V142L235 143ZM234 144V145H235ZM253 144V145H254ZM10 145V146H9ZM89 145V144H88ZM87 145V147H86V149L87 148H89L90 149V147ZM91 145V144H90ZM169 145V144H168ZM177 145V144H176ZM175 145V146H176ZM215 144L213 143V146H214ZM229 145V144H228ZM240 146H241V143L239 144ZM243 145V144H242ZM249 144H247V146H248ZM251 145H252V143H251ZM250 145V146H251ZM257 145V144H256ZM7 146H9V147H7ZM28 146V147H27ZM45 146V147H44ZM52 146V147H51ZM133 147V148H136V147ZM171 146V145H170ZM199 146H200V144H199ZM212 146V147H213ZM217 146V145H216ZM250 146L248 147V148H250ZM26 147H27V149H26ZM169 147V146H168ZM174 146H172V148H173ZM245 147H246V144H245ZM1 148H3V146L2 147H0V149ZM31 150V152L32 151H34L33 153H32V155H30V154H26V150H28L27 152H29L30 150ZM31 148H33V150L31 149ZM48 148V149H47ZM95 148H92V149H94V153H91L93 150H89L90 152H89V154L91 155V154H93V155H91L92 157H95V158H97V156H95L96 155V151H95ZM215 148V147H214ZM213 148V149H214ZM236 148H238V146L236 147ZM240 148V147H239ZM4 149V148H3ZM3 149H1V150H3ZM85 149V150H86ZM192 149V148H191ZM235 149V148H234ZM244 149V148H243ZM14 150V151H13ZM16 150H17V152H16ZM18 150H19V152H18ZM88 150V149H87ZM135 150V149H134ZM137 150V149H136ZM168 150V149H167ZM197 150V149H196ZM210 150V151H209ZM216 150H217V152H218V149H215V151H214V153H216ZM226 150V149H225ZM238 150V149H237ZM246 150H247V148H246ZM164 151H166V152H164ZM194 151V150H193ZM211 153L210 155H213L214 153H212L211 152V149H208L207 151H205V152H207V153H209V152ZM234 151V150H233ZM87 152V151H86ZM239 152H240V150H239ZM255 152H256V150H255ZM18 153V154H17ZM238 153V152H237ZM256 153V154H257ZM167 154V155H166ZM199 154H200V152H199ZM205 154V153H204ZM220 154V153H219ZM236 153H234V155H235ZM239 154V153H238ZM42 155V156H41ZM192 155V154H191ZM216 155H218V154H214V156L216 157ZM221 155H222V153H221ZM244 154L242 153L241 154V156L242 157H244L245 158V156L246 155H244ZM3 155H0V157H2ZM29 156V157H28ZM45 156V157H44ZM59 156V155H58ZM201 156V155H200ZM207 156H209V155H207ZM206 156V157H207ZM231 156H233V155H231ZM248 156V155H247ZM246 156V157H247ZM4 157H6V156H4ZM28 157V158H27ZM48 157H49V159H48ZM135 157V156H134ZM218 157V156H217ZM219 157H221L220 155H219ZM229 157H230V154H229ZM235 157V156H234ZM238 157H240V156H236V159L238 158ZM3 158V157H2ZM7 158V157H6ZM45 158V159H44ZM94 158V159H95ZM201 158H202V156H201ZM204 158V157H203ZM5 159V158H4ZM3 159V160H4ZM10 159V160H11ZM44 159V160H43ZM137 159V158H136ZM136 159H134V161L136 160ZM230 159H232L231 161H235V159L233 160V158H231L230 157ZM239 159H243V158H239ZM239 159H238V161H239ZM246 160H248L247 158H245ZM244 159V160H245ZM46 160V162H44ZM48 160V161H47ZM51 160V159H50ZM177 160L179 161L180 160V158H177ZM209 160V159H208ZM219 160V159H218ZM217 160V161H218ZM240 160V161H241ZM251 160V159H250ZM1 161V160H0ZM102 161H103V163H102ZM206 161H207V159H206ZM216 161V162H217ZM237 161V162H238ZM37 162H38V160H37ZM111 162V161H110ZM210 162V161H209ZM232 162V163H233ZM236 162V161H235ZM243 162V161H242ZM245 162V161H244ZM1 163V162H0ZM10 163V164H9ZM239 163H241V162H238V164ZM32 164H33V166H32ZM39 164V163H38ZM133 164H135V162L133 163ZM154 164H155V166H154ZM181 164H183V165H181ZM198 164V166H199V162L197 163ZM242 164V163H241ZM240 164V165H241ZM243 164H245V163H243ZM3 165V164H2ZM42 165V167H44ZM203 165V164H202ZM251 165V164H250ZM0 166H1V164H0ZM29 166H32L31 167V169L30 170H27V168L29 167ZM36 166H38L37 164H36ZM137 166V165H136ZM135 166V167H136ZM152 166V167H151ZM238 166V165H237ZM256 166H257V168H263V170H264V166H261V164H256ZM3 167V166H2ZM214 167V166H213ZM252 167H254V166H252ZM33 168V169H32ZM133 168H134V170H133ZM209 168V167H208ZM0 169H2L1 167H0ZM85 169V168H84ZM167 169V168H166ZM188 169H187V171H188ZM206 169V168H205ZM211 169H213V168H211ZM211 169H210V171L209 172H211ZM253 169V168H252ZM251 169V170H252ZM3 170V169H2ZM1 170V172L3 173V171ZM10 170H8V172L10 171ZM36 170H37V168H36ZM87 170V169H86ZM168 170V169H167ZM241 170H243V169H241ZM245 170V169H244ZM243 170V171H244ZM6 171V170H5ZM128 171V170H127ZM204 171V170H203ZM206 171V170H205ZM215 171V169H213V172ZM243 171H242V173H243ZM1 172H0V175H1ZM7 171L5 172L6 174H4V176H5V179L4 180H6L7 178H10V177H6V175L7 176H9ZM32 172V173H33ZM201 172V171H200ZM208 172V171H207ZM219 172V171H218ZM250 172V171H249ZM8 173V174H7ZM30 173H31V171H30ZM34 173H36V171L34 172ZM84 173L86 174V171H84ZM10 174V175H11ZM28 174V173H27ZM26 174V175H27ZM125 174H126V171H125ZM124 174V175H125ZM129 174H130V172H129ZM166 174H170V172H168V173H166ZM166 174H162V175H166ZM201 174H202V172H201ZM214 174V173H213ZM250 174V173H249ZM34 175V174H33ZM88 175V174H87ZM121 175V171L120 172H118V179H119V177H121L120 176ZM127 175H128V173H127ZM240 175H241V173H240ZM15 176V177H16ZM22 176V175H21ZM28 177H29V175H27ZM27 176H25L24 178H20L21 179V181H25V180H23V179H27L28 177ZM213 176V175H212ZM214 176H215V174H214ZM216 176H218V174H217V172H216ZM1 177V179H0V181L2 182V178H3V176H0ZM18 177V178H19ZM23 177V176H22ZM77 177H80L79 175H77ZM208 177H210V175L208 174ZM255 177V176H254ZM17 178V177H16ZM17 178V179H18ZM29 178H31V175H30V177ZM125 178V176L123 177V179ZM188 178H192V179H194V180H192L193 182H190V183H187L188 181H186ZM216 178V177H215ZM215 178H213L212 179V181H214V179ZM12 179V178H11ZM121 179V178H120ZM3 180V181H4ZM15 180V182H16V179H13V180H11L12 182ZM164 180V179H163ZM203 180V181H202ZM210 180H211V178H210ZM119 181H121V180H119ZM124 181H126V180H124ZM136 181V180H135ZM181 181H182V183H181ZM211 181V182H212ZM216 181V180H215ZM263 180H261V179H258V178H256V182L257 183H259L260 185H262L263 184V182H262ZM5 182V181H4ZM6 182H7V180H6ZM11 182V183H12ZM15 182H13L14 184H15ZM18 182V181H17ZM127 182V181H126ZM126 182H125V184H126ZM143 182H141V184H143L144 185V183ZM146 182L147 183H149V185L150 186H148V184H146ZM207 182V181H206ZM243 182H244V180H243ZM248 182V181H247ZM250 182V181H249ZM12 183V184H13ZM121 183H123L122 181H121ZM215 183V182H214ZM10 184V183H9ZM124 184V183H123ZM201 184H203V185H201ZM217 184V183H216ZM218 184H219V182H218ZM7 185V183L5 184V186ZM120 185H122V184H120ZM128 185V184H127ZM257 185V184H256ZM4 186V187H5ZM9 186V185H8ZM219 186V185H218ZM121 187V186H120ZM210 188H211V186H209ZM212 187H214V185L212 186ZM243 186H241L240 188H242ZM257 188H258V186H256ZM6 188V187H5ZM123 188H125L124 186H123ZM218 188V187H217ZM244 188H247V187H245L244 186ZM150 189H155L156 191L155 192H152ZM219 189H221V186L219 187ZM123 191V190H122ZM124 191H126V190H124ZM208 193H210V190L208 189ZM217 191V190H216ZM247 191V190H246ZM260 191H261V196H260V198L258 199V200H260V202H262V201H264V184H263V187H260ZM218 192V191H217ZM220 193V192H219ZM244 193V192H243ZM247 193V192H246ZM213 194H214V192H213ZM116 195V194H115ZM253 195V194H252ZM218 196V195H217ZM186 196H184V199H186L185 198ZM190 197V196H189ZM200 197V196H199ZM163 198H165V197H163ZM169 197H167V199H168ZM187 198H188V196H187ZM208 198H209V195H208ZM247 198V197H246ZM252 198V197H251ZM126 199V198H125ZM124 199V200H125ZM167 199L165 200V202L167 203ZM174 199V198H173ZM195 199V198H194ZM216 199V198H215ZM253 199V198H252ZM123 200V199H122ZM121 200V201H122ZM163 200V199H162ZM162 200H160L159 202H161ZM190 200V198L187 200L186 199V201L188 202ZM192 200V199H191ZM185 201V203H187ZM195 201V200H194ZM193 201V202H194ZM199 201H200V199H199ZM201 201H202V199H201ZM213 201V200H212ZM125 202V201H124ZM157 202V201H156ZM158 202V203H159ZM170 202V201H169ZM182 202L184 203V200H182ZM247 202V201H246ZM257 202V201H256ZM260 202H259V204L258 205H255V208L253 207V205H251V207H249V208H247L246 209V212H247V215H249L248 217H250V219L251 218H255V216L257 215L255 212H258L259 214H264V202L262 203V204H260ZM117 203V202H116ZM116 203L113 205L114 207H115V205H116ZM162 203H164V201H162L161 202V206H163L162 205ZM177 203H178V201H177ZM181 203V202H180ZM185 203H184V205H185ZM200 203V202H199ZM224 203H226V202H224ZM258 203V202H257ZM119 204V203H118ZM122 204V203H121ZM157 203H155V204H153V207L152 208H154V205H156ZM188 204V203H187ZM202 204V203H201ZM206 204V203H205ZM242 204V203H241ZM248 204V203H247ZM246 204V205H247ZM173 205V204H172ZM197 205V204H196ZM204 205V204H203ZM213 205H215L216 206V203L215 204H213ZM212 205V206H213ZM217 205H218V203H217ZM121 205H119V207H120ZM165 206V208L167 209V205H164ZM163 206V207H164ZM168 206H169V204H168ZM177 206V205H176ZM175 206V204H174V208H173V211H176L177 212V210L176 209H178V207H176ZM206 206V205H205ZM208 206H210V205H208ZM222 206H225V205H222ZM231 206H232V204H231ZM233 206H236V204L234 203V205ZM239 206V204L236 206V208H239V209H241V207H238ZM158 208L160 207V205L159 206H157ZM157 207L155 208V209H157ZM163 207H160L159 208V211L161 210V208H163ZM219 207V206H218ZM228 207V206H227ZM183 208V207H182ZM209 208V207H208ZM217 208V207H216ZM164 209V208H163ZM172 209V208H171ZM193 209V208H192ZM223 209V208H222ZM239 209H236V210H239ZM140 210V209H139ZM189 210V209H188ZM199 210V209H198ZM215 210V209H214ZM226 210H228V209H226ZM151 211V210H150ZM155 211V210H154ZM164 210H162V212L161 213H164L163 212ZM168 212H169V210H167ZM166 211V212H167ZM172 211V212H173ZM192 211H195V209L194 210H192ZM167 212V213H168ZM172 212H170V213H172ZM210 212V211H209ZM209 212H207V213H209ZM214 212V211H213ZM230 212V211H229ZM140 213V212H139ZM159 213V212H158ZM158 213H157V215H158ZM160 213V214H161ZM166 213V214H167ZM170 213H168L167 215H169ZM196 213H200V211L199 212H197L196 211ZM203 213V212H202ZM212 213V212H211ZM225 213V212H224ZM233 213V212H232ZM238 213V212H237ZM255 213V214H254ZM113 214V213H112ZM159 214V215H160ZM166 214H162V215H166ZM177 214H179L178 212H177ZM192 214V213H191ZM230 214V213H229ZM235 214H236V212H235ZM146 215H148V214H146ZM149 215H150V213H149ZM148 215V216H149ZM155 215V214H154ZM161 215V216H162ZM166 215V216H167ZM188 215H190V214H188ZM199 215V214H198ZM198 215H196V216H198ZM208 215V214H207ZM212 215V214H211ZM161 216H159V219H165V217L163 216V217H161ZM170 216V215H169ZM172 217H173V214L171 215ZM180 216H182L181 214H180ZM192 215H190L189 217H191ZM204 216V218H205V214L203 215ZM264 216V215H263ZM155 217H156V215H155ZM175 218L177 217V216H174ZM174 217H173V221H174ZM183 217V216H182ZM182 217H177V219L179 220V219H181ZM188 217V216H187ZM229 217V216H228ZM147 218V217H146ZM171 217H168L167 216V219L169 220ZM203 218V219H204ZM206 218H208V217H206ZM213 218V217H212ZM243 218V217H242ZM158 219V220H159ZM162 219L161 220H159L158 221V223L160 224H158L159 226H162L161 224L162 223H160L161 221H162ZM167 219H165L166 220V222L168 221ZM172 219V218H171ZM175 220V221H178V220ZM184 219H186V218H184ZM192 219V218H191ZM193 219H197V217H195V215L193 216ZM200 219V218H199ZM214 219V218H213ZM212 219V220H213ZM258 219V218H257ZM165 220H163L164 222H165ZM210 220H211V218H210ZM211 220V221H212ZM255 220V219H254ZM162 221V222H163ZM172 220H170L169 222L171 223V222H173ZM179 221H181V220H179ZM183 222H185L184 220H182ZM188 220H186V223H184V225H183V227L185 228V226L187 225L188 226V228L191 226V228L193 229V227H192V225H188V222H187ZM240 221V220H239ZM242 221V220H241ZM183 222L181 223V222H179V223H181V224H183ZM194 222V221H193ZM198 222V221H197ZM200 222H201V219H200ZM204 223H207V221L205 222V221H203ZM202 222V223H203ZM216 222H217V219H216ZM216 222H215V224H216ZM254 222V221H253ZM260 222V221H259ZM169 223V224H170ZM179 223H176V224H179ZM194 223H196V222H194ZM203 223V224H204ZM117 224V223H116ZM155 224H157V223H155ZM164 224V223H163ZM169 224H167L166 223V225L164 226V227H166V226H168ZM174 224H175V222H174ZM192 224V223H191ZM210 224V223H209ZM214 224V223H213ZM218 224V223H217ZM216 224V225H217ZM220 224H222V223H220L219 222V225ZM254 224H256V221H255V223ZM195 225V224H194ZM197 225H199L198 223H197ZM197 225H196V227H197ZM119 225H117V227H118ZM159 226H157V229L159 228ZM170 226H172V225H170ZM170 226H168V228L170 227ZM173 226H175V225H173ZM177 226V225H176ZM201 226V225H200ZM199 226V227H200ZM221 226V225H220ZM252 226V225H251ZM116 227V228H117ZM150 227V226H149ZM155 227V226H154ZM178 227V226H177ZM195 227V226H194ZM198 227V228H199ZM202 227V226H201ZM214 227V226H213ZM231 227V226H230ZM152 228V227H151ZM175 228V227H174ZM181 228H182V226H181ZM187 228V229H188ZM190 228V230H189V232L191 233H189L188 232V230H184V231H186V233H189L192 237L194 236H196V234L195 233H197V231L196 230H199L200 231V233H198L197 235L199 236V234L201 235V230H200V228L199 229H197V228H194V231H196V232H194L192 229ZM249 228V227H248ZM256 228V227H255ZM156 229V230H157ZM164 229H166L165 230V233H163V234H167V233H169L168 231H170V232H173V230H172V228L170 227L169 228V230L167 231V228H164ZM186 229V228H185ZM196 229V230H195ZM203 229V228H202ZM221 230H223L224 229V226H223V228H222V226H221V228H220ZM225 229H226V227H225ZM245 229H247V228H245ZM251 229H252V227H251ZM147 230H149V229H146V232H147ZM155 230V229H154ZM160 229H158L157 231L160 233L161 232V236H162V230H163V227H161V231H159ZM179 230H180V232H181V234H182V229H180L179 228ZM204 230V229H203ZM202 230V234L204 235V231ZM215 230H216V227H215ZM220 230V231H221ZM228 230V229H227ZM237 230V229H236ZM257 230V229H256ZM260 230V229H259ZM120 231V230H119ZM212 231H213V229H212ZM225 231V232H224ZM230 231V230H229ZM234 231H235V229H234ZM251 231V230H250ZM194 232V233H193ZM210 232H211V229H210ZM210 232H208V233H210ZM223 232L225 233H222V235L223 236H225L226 235V237H228V239L225 237V239L228 241H230V245H232L233 246V248L236 246V249L234 250V251H236V254L237 253H239V255H240V252L242 253L243 251H242V248L244 249L245 247H243V245H245L246 243L244 242V238H243V241L242 242H244V243H241V240L239 239V241H240V243H239V241H238V243H236L237 241H236V238H234V237H232L233 236V234H234V236H240V238L241 237H243L242 236V234L241 235H239L238 233H232V230L228 233V235H232V236H230L231 237V240H230V238H229V236H227V232H226V230H223ZM239 232V231H238ZM121 233V232H120ZM152 233H153V230H152ZM174 233V232H173ZM185 233V234H186ZM214 233H215V231H214ZM212 234V235H214V239H215V234ZM149 234V238H150V233H148ZM147 234V235H148ZM153 234H155V233H153ZM176 234H178V232L177 233H175V235ZM218 234V233H217ZM216 234V235H217ZM221 234V233H220ZM247 234V233H246ZM167 235H172V233L170 234H167ZM166 235V236H167ZM174 235V234H173ZM183 235V234H182ZM208 235V234H207ZM123 236V235H122ZM126 236V235H125ZM125 236L123 237V238H125ZM153 236V235H152ZM155 236H156V238L153 236V239L155 240H158L157 241V243L158 242H160L161 240L163 241H168V239L169 240H171V238H170V236H167V237H165L166 239H159V237L155 234ZM163 236H165V235H163ZM162 236V237H163ZM187 236V235H186ZM198 236H196L197 237V239L199 238V239H204V236H202L201 238L200 237H198ZM208 236H210V235H208ZM220 236V235H219ZM222 236V237H223ZM236 236V237H237ZM133 237H134V235H133ZM132 237V238H133ZM157 237H158V239H157ZM161 237V238H162ZM169 237V238H168ZM181 237H184V236H181ZM188 237H190V236H188ZM188 237H186V238H188ZM191 237V238H192ZM193 237V238H194ZM118 238H119V236H118ZM123 238L121 239V240H123ZM147 238H148V236H147ZM146 238V239H147ZM174 238V237H173ZM191 238H189L188 239V241H186V240H184V241H186L185 243H187V242H189V240L191 239ZM193 238H192V241H193ZM209 238H212L213 239V236L211 237H209ZM221 238V237H220ZM235 240H234V239ZM239 237H237V239H238ZM253 238V237H252ZM113 239H116L117 240V235H116V238L114 237ZM129 239V238H128ZM151 239V238H150ZM175 239H176V237H175ZM182 239H184V238H182ZM208 239V238H207ZM217 239H219L218 238V236H217ZM216 239V240H217ZM224 239V238H223ZM222 239V240H223ZM224 239V240H225ZM116 240L114 241L115 243H116ZM125 240H127V239H125ZM149 240V239H148ZM155 240V241H156ZM160 240V241H159ZM173 240V239H172ZM178 240V241H177ZM176 241V243H177V246H178V242L179 243H181L180 242V240L179 239H177ZM209 240V239H208ZM211 240V239H210ZM215 240V241H216ZM221 240V239H220ZM220 240H218L217 242L219 243V246H220V243H221V246H222V243L224 242V240H223V242H221ZM234 240V241H233ZM113 241V240H112ZM166 241V242H167ZM173 241H175V240H173ZM183 240H182V242H184ZM191 241V242H192ZM195 241V240H194ZM193 241V242H194ZM202 242H203V240H201ZM212 241H214V240H212ZM214 241V242H215ZM220 241V242H219ZM118 242V241H117ZM122 242V241H121ZM129 242V241H128ZM153 242V241H152ZM196 242V244H198V245H202V244H200V243H202V242H200V243H197L198 241H195ZM195 242H194V244H195ZM206 242H208V244L210 243L209 241H207L206 240ZM214 242H213V244H214ZM217 242H215V243H217ZM119 243V246H120V242H118ZM149 243V242H148ZM160 243H162V242H160ZM174 243V242H173ZM185 243H183V244H185ZM231 243H233V244H231ZM134 244V243H133ZM149 244H151V243H149ZM159 244V243H158ZM165 244V243H164ZM163 244V245H164ZM167 244V247H168V245L170 244L169 243V241H168V243H166ZM165 244V245H166ZM172 244V243H171ZM189 243H187V245L185 244V246H187V249H189V245H188ZM193 243H192V245H194ZM207 244V243H206ZM226 244V245H225ZM240 244H243V245H240ZM255 244H256V242H255ZM254 244V245H255ZM135 245H137V244H135ZM164 245V246H165ZM180 245V244H179ZM218 245V244H217ZM247 245V244H246ZM245 245V246H246ZM264 245V244H263ZM124 246V245H123ZM159 246H162L161 244H159ZM170 246V245H169ZM184 245L182 246V243H181V248H186ZM220 246V247H221ZM224 246H228V247H231V246H229V243H228V245H227V243H224V245H223V247ZM238 246H240V248L238 247ZM241 246H242V248H241ZM136 247V246H135ZM134 247V248H135ZM174 248V246H172L171 245V248ZM239 249H238V248ZM254 247V246H253ZM123 248V247H122ZM127 248V247H126ZM133 248V247H132ZM162 248H163V246H162ZM232 248V247H231ZM232 248V249H233ZM128 249V248H127ZM167 249H170L169 247L167 248ZM224 249V248H223ZM227 250L226 251H230V250H228V248H226ZM124 250V249H123ZM129 250V249H128ZM127 250V251H128ZM172 252H173V249H170ZM186 250V249H185ZM238 250H240V252L238 251ZM233 251V250H232ZM233 251V252H234ZM254 251H255V249H254ZM158 252V251H157ZM169 252V255H171V258H172V253L170 254V251H168ZM176 252H178V251H176ZM180 252V251H179ZM224 252V251H223ZM232 252V253H233ZM257 252V251H256ZM159 253V252H158ZM157 253V254H158ZM215 253V252H214ZM231 253V252H230ZM176 254V253H175ZM174 253H173V258H174V255H175ZM182 254V253H181ZM213 254V253H212ZM211 253H209L208 255H212ZM221 254H223V253H221ZM226 254V253H225ZM224 254V255H225ZM258 254V253H257ZM164 255H166V254H164ZM177 255H179V253H177ZM177 255H175V260L176 261H178L177 259L179 258ZM208 255H207V257H208ZM180 256V255H179ZM256 256H260L259 254L258 255H255V257ZM155 257V256H154ZM159 257V256H158ZM213 258H214V256H212ZM211 257V258H212ZM221 259V258H223L225 261H226V263H229L230 261H231V259H228V260H230V261H228V260H226L228 257L227 256H222V257H220L219 255H217V259L218 260H220L219 258ZM262 257H264V254H263V256ZM222 259V260H223ZM257 259H259V258H257ZM170 260V259H169ZM175 260L173 261V262H175ZM213 260V259H212ZM211 260V261H212ZM223 260V261H224ZM104 260H102V262H103ZM228 261V262H227ZM242 261V260H241ZM240 260H239V263L240 264H242V262H241ZM259 262H260V260H259ZM212 264H213V262H211ZM210 263V264H211ZM220 263H221V261H220ZM238 263V262H237ZM238 263V264H239ZM230 264H232V263H230ZM246 264V263H245Z\"/></svg>",
  "mask_w": 264,
  "mask_h": 264
}]
</instances>
